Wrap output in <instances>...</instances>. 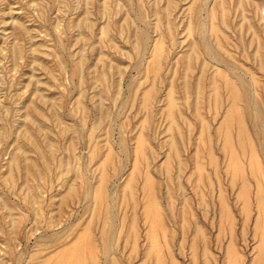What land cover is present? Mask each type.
<instances>
[{
  "label": "rangeland",
  "instance_id": "374dc122",
  "mask_svg": "<svg viewBox=\"0 0 264 264\" xmlns=\"http://www.w3.org/2000/svg\"><path fill=\"white\" fill-rule=\"evenodd\" d=\"M222 1L223 2H221V0H220V2L218 0H206V1L205 0H0V264H36V263L39 264V262L41 263V261L43 264L44 257L45 258H46V256L48 257L49 254L52 253L51 251H54L57 248L56 246L60 247V244L62 246V244L63 245L65 244L64 242H66V241L68 242L69 240L71 241V238L74 239V237L77 236V235L74 236L76 230H77V232H78V230H80L81 234H83L84 231H85L84 232L85 234H86V232H87V234L92 232L90 235L94 237V239H93L94 242H92V243L96 244V245H93L94 246L93 249L94 248H95V250L97 249L98 253H97V251L93 250L92 251L93 254L91 253L92 256L90 255L91 258L88 256V258H90V259L87 258V260H86L87 264H88V260L92 261V262L89 261V264H95V263L96 264H109L110 263L109 259L112 258L114 255L116 256V257L114 256L116 259L115 258L110 259V260H113V259L115 260V261H111V262H113V264H115L114 262H116V264H119V263H117V260H118V262H121L120 264H126V263L127 264H133V263L137 264V262L143 263L142 261H144V257L145 258L147 257V259H145V261L147 263L144 262V264H151L152 261H153V264H156V262H158L157 261L158 256H157V258H155V257H156V255H159L161 253H162L161 254L162 258L164 257V255L165 256L167 255V257H168V258L167 257L163 258V260L165 262L163 260H161L166 264H168L171 260L169 258L171 256L170 254H172L174 257V259H173L171 256L172 264L175 261H177V262H175V264H178V263L189 264L192 262L191 252H193V249L197 245H198L196 247L197 250L196 251L194 250L195 251L194 253H196L197 255H195V254H193V255H195V257L196 258L198 257V258L196 260L193 257L194 258V260L192 262L193 264H200L201 263L200 261H202V260L204 261L205 258L208 260L210 259V261L206 260L205 261L206 263L202 262V264H207V263H209V264H226V262H227V264L228 263L229 264H239L240 261H241L240 263H242V264H248L250 262H251V264H256L254 262H257V260L255 261L254 258H255V254L257 253L256 259H258V256H259L258 252L259 251L257 250L258 247L255 245L259 242L258 241L259 239L256 240V238H258L259 235H258V233H256V235H258V236H256L255 232H254L255 231L254 230L255 229L254 223L256 222L255 219H257V217H258V214L256 215V213H258V210L257 211L255 210V207L257 206L256 202H255V206H254V201L256 199L254 197V194H255L254 192L257 191V190L255 191V185L257 183L259 184V181H258L259 175H257L258 172L255 171V169H254L255 167H253L254 172H253L252 176H254L255 175L254 173L256 172L257 181L255 180L254 177H252L251 175H248V174H251L250 173L251 168L249 165V158H248L249 151H248V153L246 151L247 156L246 155L243 156V158H244L243 159L241 156L243 153L239 152L240 150H239L237 144L235 143V142H237V139H236L237 133L235 135L236 128L235 127L232 128V133L230 134V136L233 137L231 139H232V143L233 144L235 143L234 144L235 145L234 150H235L237 156L240 155V157H241L240 158L238 156L239 164H240V166L243 164L242 162H244V164H245V165L243 164L244 169L241 166V168L243 170H241L240 174L242 176V179H245L247 183L248 182L252 183V184L248 183V185L246 183V186L248 188V190H247L248 192H247L246 197H248V198L244 197V198H246L244 200L237 199V198H239V196L237 198L236 197L234 198V195H236V194L238 195V193H237V192H239L238 188H240V186H241L240 184L242 182V181L241 182L239 181L241 177L238 178V181H237V178H236V180H234V181H237L236 183L233 181L235 185H233V182H232V184L230 183L231 185H233V187L231 185H228L229 183L227 181L229 180V178L231 176H230V173L228 171L224 172L225 168L227 167L228 162L225 163L226 159H227V158L225 159L226 154H224V152L221 150V147H219V144H220L219 142L221 140H220V136L217 137V135H216L217 133L215 134V131H217L219 129V127L221 126L222 122H221V120H219L221 122V123H219L218 119L219 118L222 119L223 116L225 117V113L227 111H225L224 108H226V110H227V105L229 104V103H227L229 101V99H227L228 98L227 91L224 90V88H223V87H225V83L227 80L224 78L228 77V79H230V80H231V78H233L235 80L233 82L236 83V86H238V90H240L241 88H240L239 83L236 80L235 73L237 75H241L244 78V80L248 84H250L249 85L250 90H251L250 98H251V100L253 99L251 101V103L255 104L257 106L258 110L257 109L254 110L253 108H251L250 110L245 109L243 98H241L239 100V102H237L238 103L237 106H238L239 110L242 107V109L240 110V113L241 112L244 113L242 115L244 122L246 123L245 124L246 126L245 125L244 126L246 128H249V129H246L245 127L244 128L247 131L246 133L249 132L248 133L249 139L251 140V142H253L252 144L255 147L254 148L255 152H258V153H255L256 155L258 154L257 155L258 158L255 157V155H254V158L256 160L259 159L258 161L262 164L261 166L264 167V155H262V153L260 152V147L258 149V144L259 145L261 144L262 146H264V109H262V108H264V61H262V60H264V57H262V56H264V0H241V1L240 0H222ZM242 1L244 2L243 5H242ZM245 1H249V2H245ZM217 2H219V5H222V6L217 5L218 4ZM236 3H237V5L240 4L239 5L240 7L235 5ZM232 4H234V6ZM246 4H249V5L246 6ZM216 5H217L218 9L215 7ZM250 5H252V6H250ZM168 6H170L169 7L170 9L168 8ZM201 6H202V8H201ZM213 6L215 7L214 10L216 12L213 10ZM223 6H224V8H223ZM242 6L243 7L245 6L244 9L242 8ZM166 8H168L167 9L168 11L166 10ZM222 8H223V10H222ZM197 9H200L199 12H197ZM211 9L214 11V13ZM225 9H226V11H225ZM208 10H211L212 13L210 12V14H209ZM196 13H197V15H196ZM218 13H221V15L223 14L224 16L223 15L220 16V14H218ZM209 15H210V17L208 18ZM211 17H213L214 19L213 20L210 19ZM209 19H210V21H209ZM223 19L224 20L226 19V20L223 22ZM214 20H215V22H213ZM208 21L209 22L212 21L213 23L211 22L209 24ZM227 22H229L230 25ZM211 24H212V26L214 24V26H215L214 30L215 31H211V28L213 30V27H214V26L211 27ZM223 24L224 25L226 24L230 28L224 26ZM168 26H170V27H168ZM248 27L251 29V31H252V29L253 30L257 29V30L250 32L249 31L250 29ZM207 28H208V30H207ZM217 28L218 29L220 28V30H216ZM247 28H248V31H247ZM168 29L171 30V32ZM198 29H199V31H198ZM208 31L209 32L211 31V33H209ZM257 31L259 32L258 34H257ZM166 32L168 33V35H170V33H171V35L173 37H169V36L167 37ZM215 32H216V37L214 36ZM209 34L211 35L210 37H209ZM251 34H253L254 36H259V37L258 38L254 37ZM160 35L161 36L163 35V37L164 38L166 37V38L164 39L162 37H159ZM240 35L242 37H245L246 39L241 38ZM213 36H214V38H212ZM239 37H240V39H239ZM253 37L256 38L258 41L257 40L254 41ZM200 38H201V40H199ZM207 38H208V40H207ZM250 38H252V40ZM158 39L160 41H162L163 43L160 42ZM211 40H212V42H210ZM215 40H218V41H216V43H218V45L216 43L215 44L217 46H220L221 50L219 49V47L217 48V46H214ZM156 41H158V42H156ZM245 41L247 42V44H245ZM154 42H156V44ZM173 42H174V44H173ZM190 42H192V44ZM220 42L222 45L220 44ZM241 42H242L243 46H242ZM257 42H259V44ZM114 43L116 44V46L114 45ZM157 43L159 44L158 47H157ZM160 44L161 45L163 44L162 47H164L162 51H161L162 47H160L161 46ZM155 45H156V47H155ZM255 45H256L255 50H253ZM134 46H135V48H134ZM187 46H188V48H186ZM190 46L192 48L195 46L193 49H194V51L198 52L199 55L196 54V52L195 53L192 52L193 50L190 49L191 48ZM252 46H253V48H252ZM159 47H160V49H159ZM257 47H258L257 50L261 49L260 51H262L261 52L262 54L260 53V51H256ZM136 49H138V50H136ZM245 49H247V50H245ZM249 49H251L250 50L251 53L249 52ZM153 50H155V51H153ZM225 50L227 51L229 56L226 52H224ZM159 51H161V52H159ZM165 52L168 54V56H165L166 55ZM258 52L261 54V56L259 55V58H256V57H258V54H259ZM159 53L161 54V56L159 55ZM184 53H186V54H184ZM254 53L257 55H255ZM152 54H155L154 55L155 57L159 56L158 58H159L160 62L158 61V64L160 63V65H159L158 70H157L158 66L155 67V64L152 63L154 60L152 58ZM195 54H196V57H198L196 63L194 62V61H196V57L194 58V60L192 59ZM201 54L203 56H201ZM156 55H158V56H156ZM184 55H186V56H184ZM251 56H252V60L255 56L254 62L251 61ZM149 57L151 60V62H150L151 64L148 63ZM186 57H188V58H186ZM200 57H201V61L199 60ZM232 57L235 61L232 59ZM165 58H166V60H165ZM212 58L215 60V62L212 60ZM257 59L260 60V62L259 61L258 62L260 63L259 65L262 64L261 66H257V64H256V63H258L256 61ZM175 60L177 61V64L175 63ZM237 60L244 65L243 66L240 65V63H238ZM179 61H180V63H182L181 65L179 64ZM183 61H185V62H183ZM189 61H190L191 66L189 64ZM198 61H199V64H198ZM208 61L211 63H209ZM207 62H208L207 67H204V65L206 66V64H203V63H207ZM44 63H45V65H44ZM183 63L188 64V67L189 68L191 67V69L187 70L185 68V67H187V65L185 64V67H184ZM152 64H154V65H152ZM210 64H212V65L215 64V66L210 68L211 67ZM145 66L146 67L149 66V68H148L149 70L147 68L145 69ZM183 67H184V69H183ZM193 67L196 69L193 70L194 69ZM249 67H251V68H249ZM154 68H156V69H154ZM180 68L182 69V72H181ZM199 68H201V72L197 71V69H199ZM203 68H206V70H204L205 73L202 72ZM221 68L225 69V71L227 73L225 71H219V70H221ZM245 68H249L252 70L248 69L249 70L248 71ZM211 69H214V70H211ZM152 70L156 71L155 74H154V72H151ZM157 71L160 74H157ZM209 71H210V73L208 74ZM216 71H217V73H219V76H220V74H221V76L224 74L223 75L224 77L220 76L221 79H219L220 77L217 76L218 74L216 73ZM184 72H186V73H184ZM221 72H224V73L222 74ZM253 72L255 73L254 75H253ZM147 73H150V74H147ZM197 73H198V75H197ZM215 73L217 75H214ZM186 74L189 77H187ZM195 74L197 76H201L198 81H197L198 77ZM206 74L208 76L211 75L210 78L208 77V80L206 79L207 76H204ZM150 75H151V77H150ZM179 75L180 76L182 75L181 76L182 78L185 75V80L190 79L189 81H186V82H189L190 84L189 83L186 84L185 81H183L184 83L182 82V84H184V85H181V82L179 83V81H181L182 78ZM157 76L158 77L160 76L158 78V80H157ZM171 76H173V77H171ZM202 76H204V77H202ZM213 76H215L216 78L214 77V79H213L212 78ZM152 77L154 80L152 79ZM247 77H248V79L252 77V83H250L251 80L250 79L248 80ZM256 77H257V79H256ZM217 78H218V80H217ZM167 79H168V81L171 79L173 80V81L171 80V85L173 84V86H170V83L168 84ZM201 79L202 80L205 79V80L201 81ZM151 80H153L154 82ZM215 80L217 82H219L220 85H221V83L223 84L225 82L222 86H218L219 84L217 85L218 89H216V91L219 94L218 93H216V94L218 95V97H220V95L223 93L221 95L222 97L220 99L213 92V91H215L214 88H212V86H209L212 84L213 87H216V84H215L216 81ZM220 80L221 81L225 80V81L221 82ZM194 81H196V82L194 83ZM209 81H211V82L209 83ZM253 81L254 82L257 81V83H254ZM200 82H202L203 85L197 86V84H199ZM178 83L180 84V86L178 85ZM149 84H151L150 86L152 89L148 88L149 92H150V94H149L150 96L148 95L149 96V98H148L147 94L149 92L146 91L147 89H145V88L149 87ZM152 84H154V85H152ZM193 84L194 85L196 84L195 88L192 87ZM165 85H169L168 89L165 88ZM252 85H254L255 87H253ZM206 86H208L207 89H205ZM133 87H134V89H133ZM169 87H173L175 89L173 90V88H169ZM179 87H181L183 89L180 88V90H179ZM187 87L190 89H187ZM199 87L202 89L203 92L201 90H198ZM184 88H186V89H184ZM209 88H211V89H209ZM169 89H172L173 91H171ZM193 89H195V91H194L195 93L193 92ZM254 89H256V92L259 90L256 95L254 94V91H255ZM132 90H134V91H132ZM144 90L147 93L146 96L148 99H145L146 97L142 96V95H144L143 93H145ZM185 90L186 91L189 90L187 92L188 93L190 92V93L189 94L187 92L184 93ZM196 90H198V92H196ZM170 91L172 93H168ZM208 91H210V92H208ZM222 91H224V92H222ZM132 92H135V94ZM199 92H202L203 96L201 93H200L201 95H199ZM204 92H206V94L209 93L211 96L209 94L208 95L211 98L209 96H207ZM211 93L213 94V96ZM133 94H134V96H133ZM165 94H167V96L168 95L172 96L170 100H173L176 97V99L174 101H172L171 103L175 102L174 105L179 106L182 109V111L180 109H178L179 107H177L176 110H175V108L172 109L173 112L170 109L171 113H169L168 108H170V107L173 108L174 105L167 103L170 100H168V97H166ZM183 94H185L186 98L184 97ZM193 94H194V96H193ZM196 94H198V97H196L197 96ZM163 95H165V97L167 98V101L165 100L166 98L165 99L163 98L164 97ZM181 95H183V96H181ZM192 96L196 97V99L195 100H194V98L191 99ZM141 97L145 100L140 102V100H142ZM213 97H215V98H213ZM184 98H185V101L187 103L190 102L189 106L187 105V103L186 104L183 103ZM198 98L199 99L203 98V99L199 100L200 102H198L197 101ZM205 98H207L208 101L209 100L217 101L219 99V100H221L219 102L221 104H218V101H217V103L214 101L213 102L209 101V104L211 103V105L209 106L210 107V109H209L207 107L208 101H206ZM159 99H161V100H159ZM163 99H164V102H162ZM225 99H226V101H225ZM176 100H178V101H176ZM192 100H194L195 102ZM196 101L199 104L196 103ZM161 102L164 105H162ZM165 102H166V105L168 104L167 106H165ZM178 102L181 103V106L179 105ZM192 102L195 103V105H196L195 111H194V108H193L194 105L192 104ZM139 103H141V104L144 103V104L143 105L140 104V106H139ZM200 103L201 104L203 103L202 106ZM212 103H213V105H216V106L218 104V106H220L221 108L219 109V107L217 106L218 110H216L217 108L216 109L214 108L215 110L212 109L211 108V107H213ZM206 104H207V106H204ZM240 104H241V107H239ZM169 105H170V107H169ZM158 106L163 108V109H161L162 111L160 110V108ZM197 106H198V109L203 107L202 110L198 111ZM140 107H141V109L144 108L145 111L141 110ZM166 107H168V108H166ZM82 108H83V110H81ZM186 108H187V111H185ZM33 109H35V110L32 111ZM165 109L167 110L166 113L164 111ZM211 109H212V111H211ZM38 110H40V111H38ZM190 110L194 111V113L192 111L190 112ZM196 110L199 112V114L202 113V115L200 117L198 116V112H196ZM208 110H209V112H208ZM213 110H214V114L215 113L216 114L212 116L211 113H213ZM222 110H224V114H221ZM252 110H253V112H252ZM175 111L176 112L179 111L178 114ZM183 111H184V115L186 114L185 116H188L187 119L185 116H183L182 113H180ZM161 112H162V114H161ZM174 112L176 113V115ZM217 112H219V113H217ZM247 112H249V113H247ZM172 113H174V115ZM39 115H40V117H39ZM43 115H45V116H43ZM166 115H170V116L173 115L172 118L170 117L172 119V121L168 116L167 117L170 120L169 119L167 120ZM177 115L178 116L181 115V117L177 118L178 117ZM190 115H193V116L195 115V116L191 117ZM255 115L260 117V120L262 121V125L259 124V132H260L259 138L256 136L254 128H253V125H254L253 119H255V117H256ZM164 116H165V118H164ZM174 116H176V118L173 121ZM203 116H205V119L207 121L204 119ZM250 116H251V118H250ZM202 117L204 120L203 119L201 120ZM188 118H189V120H188ZM211 118H212V120H211ZM180 119H182L183 121H181ZM185 119L188 121L187 123H189V125L190 124H192V125L189 126L187 123L185 124L184 123V121L186 122ZM81 120H83V121H81ZM190 120H191V122H190ZM176 121H178V122H176ZM222 121H223V119H222ZM167 122L168 123L170 122L169 123V126H170L169 129L170 128L173 129V133L175 134L174 139H173V137L170 136V135L174 136V134H172L170 132V131H172V129L167 130V128H168ZM171 122H173V123H171ZM181 122H183V123H181ZM244 122H243V124H244ZM179 123L184 130L180 129L181 127L179 126ZM31 124H33V125H31ZM58 124H60V125H58ZM183 124L186 125V127H183L184 126ZM199 124H201V126ZM203 124L207 125L206 128L208 129L209 132L207 131V133H205V134H208L207 136L210 135L211 136L210 138H207L206 135L204 134V128L205 127ZM174 125H175L176 129L179 126V130L177 129V131L182 132V133L179 132L180 133L179 136L182 135V137H178L177 131L174 128ZM198 125L202 128V131H201L203 133V135L201 133L202 136H200V132H197V130H199V131L201 130V129L197 128ZM215 125H216V128H218V129L215 128ZM36 127H37V129H36ZM97 127H98V129L96 130ZM164 128H165V130L163 132L162 130ZM185 128H187V129H185ZM196 128H197V130H196ZM206 128H205V130H207ZM60 129H62V130L60 131ZM91 129H92V132H91ZM94 129L96 131H94ZM186 130H187V132H186ZM28 131L31 133V136L29 135L30 133ZM42 131H43V133H42ZM138 132L141 134L140 137L141 136L145 137V138L143 137L144 143L142 142V140H140V137L138 139V136H139ZM168 132H170V133L168 134ZM136 134L138 135L137 137L135 136ZM166 134H168V135L165 136L166 137V139H165L164 135H166ZM194 134L195 135L197 134L198 137H195ZM22 135L24 136V138ZM27 135H29L30 137L29 136L27 137ZM134 136H135V139L137 138L138 141H140L144 144V146H142V143H139L143 147V151L145 150L144 154H142V152H143L142 150H141V152L140 151L136 152V149L139 150L141 146L137 145V143H138V142L136 143L137 140L132 139ZM168 136L172 138V140H173L172 142L176 141L175 138H179L178 140H180V138H181L182 141L185 143V145H184V143L182 144L181 140H180L181 143H180V141H177L178 142L177 144H179L178 145L179 147H177L178 150H176V146H174V145H177L176 142H175V144L173 143V146H172L171 140L168 138ZM185 136H186V138H185ZM205 137L207 138V140L211 139V140H209L210 143H209V141H207L205 139ZM216 137L218 138V142L215 141ZM234 137H235V139H234ZM35 138H36V141H35ZM146 138H148V139H146ZM197 138L199 141L197 140ZM199 138H201L202 140ZM119 139H120V142H119ZM130 139H132V140H130ZM141 139H142V137H141ZM184 139H186L185 140L186 142L184 141ZM203 139H204L205 144L203 142H202V144L201 143L198 144V142L203 141ZM122 140H123V142H121ZM146 140H148V141H146ZM169 140H170V143L168 144L167 142H169ZM30 142H31V144H33L32 146H31ZM165 142L167 144H165ZM256 142H257V144H256ZM35 143L37 146L35 145ZM121 143H122V145H121ZM194 143H196L197 145L196 144L194 145ZM206 143L208 144V146H209V144L212 145V146H210L211 148H209L211 151L208 150ZM222 144H220V145H222ZM168 145L170 148L173 147L172 149H173L174 153H172V154L170 153L172 151V149L170 150L169 147L167 148ZM203 145H204V147L202 148L201 146H203ZM180 146H182V147H180ZM198 146L200 148L197 149L196 147H198ZM144 147H146V148L144 149ZM134 148H135V150H134ZM151 148H152V150H149ZM179 148H180L181 152L179 151ZM194 148H196L198 151L194 150ZM147 149H148V151H147ZM199 149H200V151H199ZM133 151H135L136 153H134ZM175 151L177 152L176 153L177 156H178V154H180L181 156L176 157ZM191 151H193V152H191ZM195 151L197 153L198 152H200V153H198V155H197L194 153ZM201 151L203 152L202 155H201ZM105 152L106 153L108 152L109 156H111L113 154L112 155L113 157H107V155H106L108 160H110L109 162L107 161V159H106V162H104L105 156H103V155L106 154ZM110 152H111V155H110ZM138 152L141 153L142 156L139 155ZM163 152H165L166 154H164ZM207 152L208 153L210 152V155H212V159L214 157L216 158L215 160H217V161H215L213 159L215 163L210 162L211 159L209 160L208 157H211V156H207V155H209V154H207ZM222 152H223L224 156H223ZM145 153H146V155H145ZM149 153H150V155H149ZM167 153H169V154H167ZM204 153H205V155H204ZM135 154H136L135 157L137 160H135V157H134ZM173 154L175 155V157H174L175 159H173V157H172ZM192 154H194V155H192ZM214 154H215V156L213 157ZM143 155L148 157L149 159L143 157ZM167 155H168V157L170 155L172 157V159L174 160L172 162L173 165H172V163H170L171 157H169V159H168ZM200 155H201V158H199ZM154 156L156 158H154ZM195 156H198V157H195ZM181 157L183 160L180 159ZM189 157H191V158H189ZM101 158L102 159L104 158L103 159L104 161H101L102 163L100 164L99 160H102ZM143 158H145L146 161H148L146 164H145L146 161ZM245 158H248V160ZM153 159H154V161H153ZM192 159H194L196 161V162L194 161V163H196L195 167H197V166L199 167V165L201 164L200 161L202 162V164L200 165L201 166L200 169L202 172L199 170V174L197 172L199 169L198 167H197L198 169L196 168L197 170L193 167L196 170L195 171L196 173L193 171L194 170L193 168H192L193 172L190 171L191 170L190 165H192L191 163H193L190 160H192ZM198 159H199V161H198ZM241 159L243 161H241ZM255 159H253V160H255ZM169 160H170V162H169ZM184 160L186 162H183ZM207 160H209V162ZM256 160L253 162L255 164L259 163ZM111 161L113 162V165H112ZM135 161H137V163L139 164V165L136 164L137 166L136 165L135 166L139 167L140 170L138 168L135 169L136 167H134V169H132ZM161 161H164V164H160ZM175 161H177L176 164H179V165L176 166V164L174 163ZM207 162H208V164H206ZM245 162H247V163H245ZM98 163L100 164V166L103 165L105 168L106 167L107 168L105 169L102 166L101 167L98 166L99 165ZM108 163L109 164L111 163L112 168H111V166H109ZM197 163H198V165H197ZM209 163L212 165H210ZM149 164H151V165H149ZM157 164L159 167L157 166ZM180 164H181V166H180ZM183 164L185 165L184 168L182 167ZM213 164H215V166L217 165L216 169H215V166H213ZM225 164H226V166H223ZM246 164H248V165H246ZM24 165H25V167H23ZM162 165H164V166L166 165L165 167L167 168V170L164 172L162 169ZM27 166H30V167H27ZM146 166H147V168H146ZM202 166H204L203 169H202ZM212 166L214 167V170L216 171L217 176L215 175V172L212 171L213 170ZM152 167H154V168H152ZM172 167H174L175 169ZM223 167H225L224 170L222 169ZM23 168L25 170H23ZM102 168L105 169L104 170V174H105L104 177L101 176V175H103V172H101V171H103ZM170 168L173 169V170H170V172L172 171V173H170L168 171ZM247 168H250V169H248V171H246ZM110 169H112V170H110ZM132 170H134V171L136 170L137 172H135V173H141V174H139V179H138V176L133 175L134 171H132ZM176 170H177V173H174V171L176 172ZM203 170L208 173V178L210 175V178H211L210 180H212V182L207 178V173H204ZM206 170H208V171H206ZM29 171H31V172H29ZM149 171L151 172V174ZM166 172L168 175L163 174ZM187 172L188 173L191 172V175H192V173L193 174L195 173L194 175L198 174L201 179L198 180L199 182H197V183L193 182L194 181L193 178H195L197 175L195 177H192L193 175L191 176L189 174L190 175L189 176L187 174ZM28 173H29V175H28ZM130 173H131V176H130ZM203 173L206 175V177ZM226 173H227V175H226ZM152 174L154 177L151 176ZM186 174L189 177L185 176ZM135 175H138V174H135ZM141 175L142 176L145 175L143 177V180L141 179L142 178ZM200 175H202V176H200ZM23 176H26L25 178H27V179H25ZM148 176L150 177L151 180L149 178H146ZM165 176H168V177H165ZM170 176H172L171 180H169ZM175 176H176V179H174ZM179 176H181L180 179L178 178L181 182L178 180L179 183L177 184L176 180H177V177H179ZM100 177L101 178L103 177L102 178L103 181L101 180ZM130 177H132V178H130ZM133 177H135V178H133ZM186 177H187V179H185ZM199 177L197 176L195 181H197V178H199ZM5 178H6V180H5ZM152 178H153V180H152ZM204 178H206L207 181L209 180V182L211 184H213V182H214L213 187H212V185H210L212 188L209 189L210 186H206L207 181L203 182ZM99 179L101 180V182L99 181ZM145 179H146V181H145ZM172 179H173V181H172ZM261 179H264V178H261ZM261 179H260V182L264 181ZM126 180L127 181L131 180V182L128 183V182H126ZM132 180H134V183ZM137 180H138V182H137ZM188 180H189V182H188ZM253 180H255V181H253ZM144 181L148 182V183L151 181H154V182H152V183H154L153 185H151L149 183L150 187L153 186L154 189H153V187H152L153 190L150 187H148L149 185L145 184ZM158 181H159V184H158ZM169 181H171V183H169ZM190 181H192V182H190ZM97 182H100L101 184L104 185L103 187H105V190H106V191L104 190L105 192L102 191L103 188L101 187V184L100 183L98 184ZM166 182H167V184H166ZM216 182H218L220 185H218V183H216ZM229 182H231V180ZM125 183L126 184L128 183V185L131 183L130 187L128 186L130 189L129 188L124 189V187L127 186ZM138 183L139 184L144 183L143 186L145 185L148 188H150L151 190L148 191L147 187L146 188L142 187L141 184L139 185ZM190 183H192V184H190ZM199 183L200 184L205 183L204 185L203 184L201 185V189H199V186H200ZM208 183H207V185H208ZM226 183H228V184H226ZM237 183H238L239 187H238V185H236ZM97 184H98V186L100 185V187L102 189L101 188L99 189L98 186L95 187ZM135 184H136V186H135ZM176 184L179 185L178 188L176 187L177 186ZM195 184H197V185L199 184V186H195ZM261 184L264 185V182H262ZM167 185H169V186H167ZM174 185H175V187H174ZM181 185H183V186H181ZM227 185H228V187H227ZM92 186H94L95 189ZM163 186H165V188ZM216 186L218 187V189L221 188L220 190L221 191L223 190V191L220 192V190H218ZM235 187L238 189V191ZM96 188L98 190L102 191V193L103 192L106 193V194L102 195V196H106V197H104L105 204H104V201L101 202V200H99L101 202V206L99 205V203H100L99 201H98V203H97V201H94V203L92 202L93 199L97 200L96 197L100 198V196H101L100 191H98ZM141 188L143 190H141ZM166 188H168L169 190ZM192 188H194V189H192ZM68 189H71V191H74L75 194H74V192H72V193L75 196L77 195V198L74 197V195H72V197H71V195H70L71 192H69L70 190H68ZM146 189H147V191L144 192V190H146ZM211 189H212V191H211ZM95 190H97L98 193H96ZM113 190H114V193H113ZM128 190L133 191L130 194H132V198H133L132 201H134L135 204H133L131 199H130L131 195L126 193ZM185 190H187V191H185ZM192 190H194V191L192 192ZM200 190L202 191V193L199 192ZM122 191L124 193H122ZM131 191H128V192H131ZM165 191H166V193L164 194ZM181 191H182V193H181ZM208 191H211V193ZM67 192H69V194ZM150 192H152L153 194ZM167 192H170V195ZM179 192H180V194H182L184 196V200L186 199L187 205H186V202H184V200H183V196L180 195ZM194 192H195V195H194ZM219 192L221 194H218ZM185 193H187L188 195L186 194L187 196H185ZM200 193H201V195L203 194L202 198L199 195ZM234 193H236V194H234ZM65 194H67L68 196L70 195L71 198L67 197V195H65ZM99 194H100V196H98ZM124 194L127 195V198L125 197L126 195L124 196ZM133 194H136L137 196L133 195ZM148 194H151L153 200L156 197V201H157V199L159 201V202L158 201L156 202V203H158L157 205L156 204L154 205V209L157 208V206L159 207L158 209H160V210H161V208H163L162 209L163 211L159 210L161 213H163V215L160 214V212L154 211L153 208H152L153 212L152 211L150 212V215L153 217V218L152 217L151 218L153 220L157 219L159 221V218H160V220L162 219V221H159L160 223H162L163 221L165 222L164 224L163 223L161 224V226H160L162 228L161 230H159V228H160L159 226L157 227L159 233L156 232L157 231V229H156L157 225L156 226L154 225L155 227L153 226L154 229H156V230L152 229L153 228L151 226L152 225L151 224L152 219L149 218L150 216L148 214L146 215L147 212L144 211L145 208H142V207L146 206V210H148L150 207V206H148V204L150 205L151 202H153V204L155 203L154 202L155 200L154 201L150 200V198H151L150 195H149L150 198L147 199ZM214 194L215 195L218 194L219 196L224 195L223 197L221 196L222 198L221 197L220 198L223 199L224 202L226 201L225 204L227 203L226 205L228 207L226 205H223L224 203H221L223 200L220 201V198H216V196ZM31 195L35 196V197H33L34 200H33ZM128 195L130 197L129 199H128ZM166 195H169L168 196L169 198ZM248 195H250V196H248ZM60 196H62V197H60ZM121 196H123V200L120 199V198H122ZM140 196L143 199H139L138 197H140ZM164 196L167 198H165ZM170 196H173V197H171L172 199L170 198ZM252 196H253V198H252ZM28 197H30V198H28ZM91 197H95V198H91ZM124 197H125V200H124ZM198 197H199V199H197V201H196V198H198ZM210 197H211V199H210ZM249 197H250V199H249ZM145 198L147 199V202H149V203H145L146 202ZM200 198H201V200H200ZM113 199H114L115 203L113 202ZM126 199H128V201H131V202H129V203H128V201L125 202ZM236 199H237V201H236ZM118 200H119V202H118ZM135 200H136V202H135ZM168 200H170V202ZM218 200L220 201V203H218ZM63 201H64V203H63ZM122 201L125 203L123 204ZM140 201H142V202H140ZM179 201H181L180 205H179ZM209 201H210V203H209ZM243 201H246L247 204L242 205V208L240 210L241 202H243ZM204 202H205V204L208 203V204H206L207 207H206V205L203 204ZM27 203H28V205H27ZM35 203H38V204H35ZM127 203H128V205H126ZM160 203H161L162 207L159 205ZM197 203H198V205H195ZM249 203L251 204V206L249 205ZM130 204H133V206H131ZM136 204H138V205L136 206ZM211 204H213L214 206H212ZM218 204H219V206H218ZM220 204H222L223 206H221ZM242 204H245V203L243 202ZM91 205H94V207L92 206L93 209L90 208ZM105 205L107 207H104ZM112 205L113 206L115 205V207H113ZM140 205H142V206H140ZM176 205H179V207ZM184 205H186L187 207ZM188 205L192 206L191 208H192V210L193 209L194 210L193 211L190 210L191 208L188 209ZM128 206H129V208H128ZM180 206L185 207V209H187V210L185 211V209H183ZM224 206H225V208L227 207V210L230 209L229 212L232 213L231 215H229V212L227 215V212L225 211V209H218L219 207L224 208ZM244 206H247L246 207L247 212H246ZM132 207L135 210L132 209ZM203 207H204V209H203ZM248 207H250V208H248ZM102 208L103 209L105 208L107 210L104 211L105 210L104 209L102 211ZM130 208L134 211H132ZM200 208L203 209V210L201 209L202 210L201 212H200ZM210 208L212 211L210 210ZM98 209H99V211H98ZM170 209L172 210V212ZM243 209L245 210L244 213H247V214H242ZM248 209H249V211H248ZM94 210L96 211V213H94L95 212ZM189 210L192 211L191 216H192V214H195V216L196 215L197 216L196 217L193 216V218H191V216L189 215L190 214ZM205 210H207V211H205ZM220 210H222V211L224 210V213L223 214L220 213ZM89 211H90V213H89ZM138 211H139V214H138ZM182 211L184 213H186V215L185 214L183 215ZM204 211H205L206 215L203 213ZM240 211H241V214H240ZM98 212H99V214H98ZM103 212H105L104 216L102 215ZM134 212L136 214L135 215L136 220L132 219V218H134V217H132V216H134L133 215ZM249 212H250V215L248 214ZM153 213L156 215H153ZM219 213L221 215V219H220L221 222L219 221L220 224L218 222V219L220 218ZM96 214H98V215H96ZM100 214L103 217V221L105 220L103 223L105 225H103L101 223L102 218H101ZM202 214H203V216H202ZM216 214L219 215V218ZM143 215H145V216H143ZM187 215H189V216H187ZM209 215H212V216H209ZM232 215L235 217H233ZM95 216L99 217V218L97 217V219H98L97 221L95 220ZM158 216H160V217L157 218ZM180 216L183 218L187 216V218H184V219L182 218L183 220H185V221H183L182 219H180ZM48 217H49V219H48ZM120 217H121V219H119ZM122 217H123V219H122ZM136 217H138V218H136ZM144 217H145V220H144ZM203 217H205V219ZM232 217H233V220L231 219ZM243 217H245L244 220H243ZM100 218H101V220H100ZM190 218L193 220H194V218H196V219L194 221L193 220L190 221L189 220ZM246 218L248 219V221ZM253 218H255L254 222H253ZM55 219H58V220L55 221ZM89 219H91L90 221H92V224L90 221H88ZM186 219H188L187 221H190V223L189 222L187 223ZM120 220H122V221L120 222ZM131 220L132 221L135 220L136 223L134 222V224H135L134 228L137 231H135L134 229L133 230L130 229ZM17 221L19 223H17ZM33 221H35V224ZM49 221L50 222L55 221V222H53L52 225H51V223H49L50 224V226H49V224H47V222H49ZM86 221L88 223L90 222L89 226H87L88 224ZM149 221H151V222H149ZM95 222H97V224ZM118 222H120L121 224ZM157 222H156V224H159V222L158 223ZM184 222H185V224H184ZM194 222L196 223L195 227L198 229H200V225H202L203 227L205 226L204 228L201 226L203 229V232L200 229L203 234L199 230L200 234H202V237L200 234H198L199 232L196 231L198 229L192 228L193 227L192 225H194L193 224ZM197 222H199V223H197ZM228 222L233 223V224L231 225ZM242 222H244V223H242ZM74 223H76L77 225ZM46 224L48 225V227ZM84 224H87L86 227ZM146 224L149 226H147ZM216 224H217V226L219 225L220 227L219 226L217 227ZM242 224H243V227L245 228L244 230H243V227H241ZM252 224H253V226H252ZM72 225H74V227ZM98 225H100L102 227H100ZM162 225H164L165 227H163ZM83 226L85 228L80 229ZM117 226H120L119 229L121 228L122 231L118 230ZM131 226L133 227V224ZM185 226H187V227H185ZM228 226H229V228H228L229 230L233 227V229L231 230L232 232L231 231L228 232L227 231L228 229L226 230V227H228ZM87 227L89 230L91 228L90 232L87 229ZM115 227H117V228H115ZM148 227L149 228L151 227L150 229L153 230V231L151 230L152 233L154 231L156 233L154 232V234H152L151 232H148V231H150V229ZM221 227H223L224 229H222ZM146 228H147V230H145ZM241 228L243 230L242 233H244V234L241 233L242 235L240 234ZM73 229H74V231H73ZM101 229L103 230L102 231L103 233L101 232ZM190 229H191V232H190ZM192 229H194V232L195 233L197 232V234H195V233L192 234ZM97 230L99 233L97 232ZM131 230H132V232H131ZM216 230L221 232V233L219 232V234H220L219 237L214 236L215 234L218 233ZM223 230H224V232H223ZM67 231H68V233L66 234ZM69 231H70V233H69ZM117 231H120V232H117ZM123 231H124V235L126 234L125 236L122 235ZM134 231L136 232V236L139 235V237L133 236ZM186 231L188 232L187 234H185ZM77 232H76V234L79 233V232L78 233ZM93 232H94V234H93ZM130 232L132 234H130ZM163 232H165L166 236H162ZM222 232H223V234H222ZM30 233H32V235ZM127 233H128V235H127ZM144 233H148L147 234L148 238L145 236L146 234H144ZM228 233H230L231 237L228 236L229 235ZM111 234H112V236H111ZM116 234L118 237L116 236ZM156 234H157V236L155 237ZM159 234L161 235V237H159L160 236ZM205 234H206V237H204ZM252 234L255 235V236H253V238H252ZM66 235H69V236H66ZM129 235H131V236H129ZM150 235H153V237ZM191 235L193 237L195 235V238H197V240H195V238H194V241L197 242L196 244H195V242L191 241V240H193V238L191 240L189 239L192 237ZM221 235L224 238L221 237ZM65 236L67 237L66 239L64 238ZM122 236L123 237L129 236V237H126V239L129 238V239H127V241L131 239L130 242L128 241L127 244L124 243L126 241L124 240V238ZM143 236L146 237L145 239H147V240L143 239ZM183 236H184L185 240L182 241ZM189 236H191V237H189ZM61 237H62V239H60ZM99 237H100V239H99ZM132 237H134V239L138 238V240H134ZM151 237H152L151 244L153 245V243H154L153 246L150 245V242H148V240H150ZM157 237L159 240L157 239ZM163 237L165 238V240H167L168 243L163 240L164 239ZM198 237H201V238L204 237L203 241L201 239H199ZM49 238L58 239V243L56 245H53L52 242H48ZM103 238H104V240L107 239L110 241L109 244L111 245L112 253L104 250L103 243H102L104 241ZM117 238H118V241H116L117 246H115L114 243H115V240H117ZM161 238H163V239H161ZM216 238L217 239L220 238V239L217 240ZM132 239L135 242L132 241ZM156 239L158 242L159 241L160 242L159 243L156 242ZM96 240H97V242H96ZM162 240L164 242H161ZM199 240L202 241V243ZM220 240H221V242L219 243ZM226 240H228V241H226ZM70 241L68 242V245H70L69 244ZM152 241H153V243H152ZM154 241L158 244H155ZM189 241L195 244L194 248L192 247L193 244L189 243ZM229 241L233 242L232 243L233 245L235 244V246H233L234 250H232V248H231L232 244H230L228 247V244L230 243ZM136 242H137V245L135 244ZM142 242H144L143 245H142ZM181 242H183V243H181ZM187 242L191 246H189V245L187 246ZM223 242H224V244H223ZM226 242H229V243H227V246H225ZM17 243H18V245H17ZM122 243H124V245ZM133 243H134V246L136 245L134 247V249L130 246ZM160 243H162V244H160ZM164 243H166L167 245L170 244V246L169 247L165 246ZM46 244H47V246H45ZM121 244L123 246H121ZM128 244H129V246H128ZM146 244L148 246H146ZM201 244L206 245L205 251L202 248ZM213 244H215V246ZM125 245H127V246H125ZM182 245L185 249L182 247ZM205 245H203V247H205ZM216 245L217 246L219 245V246L217 247ZM15 246H16V248H15ZM154 246H156L154 248L155 250L153 248H151ZM122 247H124V248L122 249ZM158 247H160V250L163 252L158 250ZM166 247H167V249L170 248L171 251L167 250ZM186 247H189L188 249H190V247H191L192 249L188 250ZM200 247L202 248V252L203 251L205 252V253H203V255L201 254L202 252H200L201 251ZM225 247L228 248L226 250H228L229 253H232L231 254L232 257H230V254H227V256H229L228 258L226 257L225 254L228 253V251L225 253L226 250H223V249H225ZM255 247H257L256 250L258 252L255 251ZM131 248H132V251L136 250L135 251L136 254H133L134 252H132L131 250L129 251V249H131ZM229 248H230V250H229ZM102 249H103V251H102ZM115 249L119 252V254L117 251H115ZM141 249H143L142 251L144 252V254H145V252L148 254L143 255ZM152 249L154 250V252H156V254L153 252ZM207 249H209L208 253L210 254L209 255L210 257L208 256ZM120 250H122V252H120ZM148 250H152V251L148 252ZM186 250H188V251H186ZM210 250H212V251H210ZM157 251L158 252L160 251L161 253L160 252L158 253ZM198 251H199V253H198ZM124 252H125V254L123 255ZM152 252L154 253V256H153V254L151 256L154 258H152L149 255V253H152ZM28 253L30 255H28ZM38 253H40V254L38 255ZM47 253H49V254L47 255ZM163 253H164V255H163ZM96 254H97V256H96ZM128 254L129 255L131 254V255L128 256ZM138 254H139V256H138ZM204 254H206V255H204ZM44 255H46V256H44ZM93 255H95V256H93ZM142 255H143V257H142ZM199 255H200V257H199ZM37 256L39 258H37ZM117 256L120 258L118 259ZM132 256H134L135 258ZM148 256H150V257H148ZM175 256L177 258H175ZM237 256L240 257L239 258L240 261H238ZM40 257L42 259H40ZM94 257H96V259H94ZM127 257L128 258L130 257L129 260ZM140 257L143 259L142 261H140L141 259L140 260L138 259ZM161 257H159V258L162 259ZM220 257H221V260H220ZM35 258L37 260H35ZM92 258L94 259L95 263L93 262ZM148 258L149 259L152 258L153 260L151 259L149 261ZM201 258H203V259H201ZM211 258H212V260L214 259L215 261L214 260L212 261ZM168 259H170V260L168 261ZM228 259H230V260H228ZM147 260L149 261V263ZM195 260H196V262L194 263ZM235 260H236V262H232ZM161 261L159 260L160 264H162ZM237 261H238V263H237ZM141 263H138V264H141ZM157 264H159V263H157ZM169 264H171V263H169Z\"/></svg>",
  "mask_w": 264,
  "mask_h": 264
},
{
  "label": "bare ground",
  "instance_id": "6f19581e",
  "mask_svg": "<svg viewBox=\"0 0 264 264\" xmlns=\"http://www.w3.org/2000/svg\"><path fill=\"white\" fill-rule=\"evenodd\" d=\"M205 1H206V0H205ZM218 1L220 2V0H218ZM240 1H241V0H240ZM190 2H191V1H190ZM219 2H217L218 4H217V3H216V4L219 5ZM221 2H223V1L221 0ZM245 2H249V1H245ZM234 3H235V2H234ZM240 3H241V2H240ZM243 3H244V2L242 1V5H243ZM254 4H255V3H254ZM204 5H205V4H204ZM217 5H216L215 7L218 9ZM232 5L234 6V4H232ZM235 5H237V3H236ZM239 5H240V4H239ZM239 5H237V6H239ZM247 5H249V4H246V6H247ZM219 6H222V5H219ZM250 6H252V5H250ZM253 6H254V5H253ZM255 6H256V5H255ZM169 7H170V6H168V8H169ZM215 7L213 6V10H214ZM239 7H240V6H239ZM244 7H245V6H244ZM244 7L242 6L243 9H244ZM248 7H249V6H248ZM257 7H258V6H257ZM257 7H256V8H257ZM168 8H166V10H167ZM199 8H200V7H199ZM201 8H202V6H201ZM201 8H200V9H201ZM211 8H212V7H211ZM220 8H221V7H220ZM220 8H219V9H220ZM223 8H224V6H223ZM223 8H222V10H223ZM242 8H241V9H242ZM169 9H170V8H169ZM200 9H197V12H199ZM207 9H208V8H207ZM191 10H192V9H191ZM211 10H212V9H211ZM211 10H208V11H209V14H210V12L212 13L213 10H212V11H211ZM164 11H165V10H164ZM167 11H168V10H167ZM214 11H215V10H214ZM214 11H213V13H214ZM225 11H226V9H225ZM215 12H216V11H215ZM256 12H257V11H256ZM225 13H226V12H225ZM218 14H220V16L223 15V14L221 15V13H218ZM194 15H195V14H194ZM196 15H197V13H196ZM203 15H204V14H203ZM207 15H208V14H207ZM213 15H214V14H213ZM223 16H224V15H223ZM209 17H210V15L208 16V18H209ZM188 18H189V17H188ZM220 18H221V17H220ZM194 19H195V18H194ZM210 19L213 20L214 18L211 17ZM210 19H209V21H210ZM244 19H245V18H244ZM215 20H216V19H215ZM215 20H214L213 22H215ZM225 20H226V19H225ZM225 20L223 19V22H224ZM195 21H196V20H195ZM209 21H208V23L210 24L212 21H211V22H209ZM221 21H222V20H221ZM213 22H212V23H213ZM227 23L229 24V22H227ZM227 23H226V24H227ZM188 24H189V23H188ZM195 24H196V23H195ZM221 24H222V23H221ZM226 24H225V25L223 24V25L226 26V27H228ZM202 25H203V24H202ZM229 25H230V24H229ZM213 26H214V24H213ZM213 26H212V24H211V27H213ZM168 27H170V26H168ZM200 27H201V26H200ZM211 27H210V28H211ZM218 27H219V26H218ZM208 28H209V27H208ZM208 28H207V30H208ZM214 28H215V26L213 27V30H212V28H211V31H215ZM228 28H230V27H228ZM248 28H249V27H248ZM248 28H247V31H248ZM249 29H250V28H249ZM168 30H169V29H168ZM209 30H210V29H209ZM216 30H220V28H219V29L217 28ZM255 30H257V29H255ZM255 30L252 29V31H255ZM28 31H29V30H28ZM166 31H167V30H166ZM169 31L171 32V30H169ZM169 31H168V32H169ZM198 31H199V29H198ZM211 31H210V32L208 31V32L211 33ZM249 31L252 32L251 29H250ZM201 32H202V31H201ZM166 33H167V32H166ZM220 33H221V32H220ZM253 33H254V32H253ZM258 33H259V32L257 31V34H258ZM161 34H162V33H161ZM213 34H214V33H213ZM213 34H212V35H213ZM217 34H218V33H217ZM254 34H255V33H254ZM163 35H164V34H163ZM163 35H162V36L160 35L159 37L164 38ZM166 35H167V37H168V36H169V37H173V36L171 35V33H170V35H168V33H167ZM196 35H197V34H196ZM251 35H253V34H251ZM210 36H211V35L209 34V37H210ZM214 36L216 37V32H215V35H214ZM214 36H213L212 38H214ZM253 36H254V35H253ZM240 37L243 38V39L245 38V37H242L241 35H240ZM240 37H239V39H240ZM254 37H257V38H258L259 36H254ZM254 37H253V38H254ZM165 38H166V37H165ZM165 38H164V39H165ZM185 38H186V37H185ZM216 39H217V38H216ZM243 39H242V40H243ZM245 39H246V38H245ZM250 39L252 40V38H250ZM158 40H159V39H158ZM169 40H170V39H169ZM174 40H175V39H174ZM199 40H201V38H200ZM207 40H208V38H207ZM242 40H241V41H242ZM251 40H250V41H251ZM256 40H257V39L254 38V41H256ZM159 41H160V40H159ZM216 41H218V40H215V42H214V46H217V45H218V43H216ZM246 41H247V40H246ZM246 41H245V44H247V42H248V41H247V42H246ZM250 41H249V42H250ZM257 41H258V40H257ZM156 42H158V41H156ZM156 42H154V43L156 44ZM160 42H162V41H160ZM169 42H170V41H169ZM210 42H212V40H211ZM148 43H149V42H148ZM162 43H163V42H162ZM190 43L192 44V42H190ZM215 43H216L217 45H216ZM250 43H251V42H250ZM254 43H255V42H254ZM257 43L259 44V42H257ZM257 43H256V44H257ZM173 44H174V42H173ZM191 44H190V45H191ZM195 44H196V43H195ZM220 44H221V42H220ZM241 44H242V42H241ZM114 45L116 46L115 43H114ZM160 45H161V44H160ZM221 45H222V44H221ZM81 46H82V45H81ZM138 46H139V45H138ZM153 46H154V45H153ZM158 46H159V44L157 43V47H158ZM162 46H163V44H162L160 47H162ZM207 46H208V45H207ZM242 46H243V44H242ZM248 46H249V45H248ZM85 47H86V46H85ZM155 47H156V45H155ZM160 47H159V49H160ZM190 47H191V46H190ZM194 47H195V46H194ZM194 47H193V48H194ZM218 47H219V49L221 50L220 46H217V48H218ZM255 47H256V45L254 46V49H253V50H255ZM258 47H259V46H258ZM258 47L256 48V51H260V50H261V49L257 50ZM134 48H135V46H134ZM163 48H164V47H162L161 51L163 50ZM186 48H188V46H187ZM193 48L191 47L190 49H192V50H193L192 52L195 53L196 51H194ZM196 48H197V47H196ZM248 48H249V47H248ZM252 48H253V46H252ZM252 48H251V49H252ZM259 48H260V47H259ZM152 49H153V48H152ZM159 49H158V50H159ZM222 49H223V48H222ZM243 49H244V48H243ZM251 49H249V52H250ZM134 50H135V49H134ZM136 50H138V49H136ZM198 50H199V49H198ZM214 50H215V49H214ZM223 50H224V49H223ZM245 50H247V49H245ZM245 50H244V51H245ZM141 51H142V50H141ZM150 51H151V50H150ZM153 51H155V50H153ZM161 51H159V52H161ZM199 51H200V50H199ZM135 52H136V51H135ZM166 52H167V51H166ZM166 52H165V53H166ZM224 52L227 53L226 50H225ZM228 52H229V51H228ZM245 52H246V51H245ZM245 52H244V53H245ZM253 52H254V51H253ZM261 52H262V51H260V53H261ZM137 53H138V52H137ZM150 53H151V52H150ZM168 53H169V52H168ZM188 53H189V52H188ZM194 53H193V54H194ZM217 53H218V52H217ZM230 53H231V52H230ZM250 53H251V52H250ZM258 53H259V52H258ZM260 53L258 54V57H256V58H259V55L261 56L262 53H261V54H260ZM178 54H179V53H178ZM182 54H183V53H182ZM184 54H186V53H184ZM196 54H198V52H196ZM196 54H195L194 57L192 58L193 60H194V58L196 57ZM227 54H228V53H227ZM231 54H232V53H231ZM231 54H230V55H231ZM254 54H255V53H254ZM150 55H151V54H150ZM154 55H155V54H152V58L154 59L152 63L155 64V67L158 66V67H157V70H158V69H159V65H160V63L158 64V61H159V58H158V57H159V56L156 55V56H158V57H155ZM159 55L161 56L160 53H159ZM198 55H199V54H198ZM246 55H247V54H246ZM255 55H257V54H255ZM146 56H147V55H146ZM165 56H168V54L166 53ZM165 56H164V57H165ZM184 56H186V55H184ZM188 56H189V55H188ZM191 56H192V55H191ZM191 56H190V57H191ZM201 56H203V55L201 54ZM226 56H227V55H226ZM228 56H229V54H228ZM182 57H183V56H182ZM182 57H181V58H182ZM212 57H213V56H212ZM230 57H231V56H230ZM262 57H264V56H262ZM79 58H80V57H79ZM179 58H180V57H179ZM186 58H188V57H186ZM197 58H198V57H196V61H194L195 63L197 62ZM202 58H203V57H202ZM222 58H223V57H222ZM224 58H225V57H224ZM254 58H255V56H254ZM254 58H253V60H252V56H251V61H252V62H254V60H255ZM87 59H88V58H87ZM232 59H233V57H232ZM146 60H147V59H146ZM165 60H166V58H165ZM173 60H174V59H173ZM180 60H181V59H180ZM184 60H185V59H184ZM199 60L201 61V57H200ZM212 60L215 62V60H214L213 58H212ZM233 60H234V59H233ZM244 60H245V59H244ZM247 60H248V59H247ZM261 60H262V59H261ZM109 61H110V60H109ZM171 61H172V60H171ZM234 61H235V60H234ZM256 61H257V62H258V61L260 62L259 59H257ZM256 61H255V62H256ZM262 61H264V60H262ZM150 62H151V60H150V57H149V61H148V63H150ZM159 62H160V61H159ZM183 62H185V61H183ZM208 62H209V61H208ZM208 62H207V63H203V64H206V66L204 65V67H207ZM237 62L240 63L238 60H237ZM259 62L256 63L257 66H261V65H262V64L259 65V64H260ZM175 63L177 64V61H176V60H175ZM187 63H188V62H187ZM200 63H201V62H200ZM209 63H211V62H209ZM249 63H250V62H249ZM150 64H151V63H150ZM154 64H152V65H154ZM179 64L181 65L182 63H180V61H179ZM183 64H184V63H183ZM185 64H186V63H185ZM185 64L183 65L184 67H185ZM189 64H190V61H189ZM198 64H199V61H198ZM212 64H213V63H212ZM212 64H210V65H211L210 68H212L213 66H215L216 63H215L214 65H212ZM252 64H253V63H252ZM44 65H45V63H44ZM186 65H187V67H185V68H186L187 70H188V69L190 70L191 67L189 68V67H188V64H186ZM194 65H195V64H194ZM200 65H201V64H200ZM240 65L243 66L244 64L240 63ZM246 65H247V64H246ZM190 66H191V64H190ZM216 66H217V65H216ZM152 67H153V66H152ZM184 67H183V69H184ZM198 67H199V66H198ZM202 67H203V66H202ZM219 67H220V66H219ZM146 68L148 69L149 66H148V67L145 66V69H146ZM150 68H151V67H150ZM193 68H194V67H193ZM193 68H192V69H193ZM215 68H216V67H215ZM243 68H244V67H243ZM249 68H251V67H249ZM249 68H245V69L248 70ZM154 69H156V68H154ZM180 69H181V68H180ZM195 69H196V68H194L193 70H195ZM148 70H149V69H148ZM150 70H151V69H150ZM193 70H192V71H193ZM204 70H206V68H203V71H202V72L205 73ZM211 70H214V69H211ZM211 70H210V71H211ZM249 70H252V69H249ZM249 70H248V71H249ZM146 71H147V70H146ZM197 71H200V72H201V68L197 69ZM210 71L208 72V74L210 73ZM217 71H218V70H217ZM217 71H216V73H217ZM219 71H225V69H222V68H221V70H219ZM219 71H218V72H219ZM248 71H247V72H248ZM134 72H135V71H134ZM151 72H154V74H155L156 71H153V70H152ZM181 72H182V69H181ZM225 72H226V71H225ZM174 73H175V72H174ZM184 73H186V72H184ZM184 73H183V74H184ZM190 73H191V72H190ZM213 73H214V72H213ZM216 73H215L214 75H217V74H218L217 76H219V73H217V74H216ZM221 73L223 74L224 72H221ZM226 73H227V72H226ZM29 74H30V73H29ZM147 74H150V73H147ZM151 74H152V73H151ZM157 74H160V73H158V71H157ZM170 74H171V73H170ZM238 74H239V73H238ZM254 74H255V73L253 72V75H254ZM152 75H153V74H152ZM172 75H173V74H172ZM190 75H191V74H190ZM195 75H196V74H195ZM195 75H194V76H195ZM197 75H198V73H197ZM197 75H196V76H197ZM201 75H202V74H201ZM212 75H213V74H212ZM223 75H224V74H223ZM223 75H222V76H223ZM243 75H244V74H243ZM144 76H145V75H144ZM155 76H156V75H155ZM179 76H180V75H179ZM181 76H182V75H181ZM181 76H180V77H181ZM186 76H187V74H186ZM204 76H207L206 79L208 80V77L210 78L211 75L208 76V75L206 74V75H204ZM204 76H202V77H204ZM220 76H221V74H220ZM220 76H219V77H220ZM222 76H221V77H222ZM227 76H228V75H227ZM246 76H247V75H246ZM250 76H251V75H250ZM250 76H249V77H250ZM255 76H256V75H255ZM150 77H151V75H150ZM150 77H149V78H150ZM159 77H160V76H159ZM159 77L157 76V80H158ZM171 77H173V76H171ZM180 77H179V78H180ZM187 77H189V76H187ZM187 77H186V78H187ZM190 77H191V76H190ZM197 77H198V79H197V78H196V79H197V81H198V80L200 79L201 76H197ZM214 77H215V76H213L212 78L214 79ZM221 77H220L219 79H221ZM223 77H224V76H223ZM229 77H230V76H229ZM235 77H236L237 82H238L239 85H240V88H241L240 90H238V86H236V83L233 82V81H235L233 78H231V80L228 79V77H227V78H224V79H227V80H226V83L224 82L225 80H224V81H221V80H220L221 82H224V83H225V87H223V88H224V90L227 91V95H228V98H227V99H229V101H228L227 103H229V104H228V105L226 104V105H227V110H226V108H224V110L227 111V112L225 113V117L223 116V118H222V117L220 116V117L223 119V121H222V119H220V118L218 119V121L221 120V122H222L221 126H220V127L218 126L219 129L216 128V125H215V128L218 129L217 131H215V134L217 133V134H216L217 137L220 136V140H221V141H220L219 143H220V144L223 143V144H222V145L219 144V147H221V150L224 152V154H226L225 159H226V158H227V159H226V162H225V163L228 162L227 167H226V168H225V167L222 168L223 170H224V168H225V171H224V172H227V171H228V172L230 173V176H231V177H230L231 179L229 178V180L227 181L229 184H228V183H226V184L231 185L232 182H233L234 180H236V178H237V181H238V178L241 177L240 180H239L240 182L242 181L241 184H240L241 186H240V188H238V189H239V192H237L238 189L235 187V188L237 189L236 192L238 193V195H237L236 193H234V194L237 195V196H236V195L233 194V195H234V198H235V197L237 198L238 196H239V198H237V199H242V200H244V199L248 198V197H246L247 192H248V191H247L248 188H247V186H246V183H247V182H246L245 179H242V176H241V174H240L241 170L244 169V166H243L244 162H242L243 164L240 162V163L242 164L241 166L243 167V169H242L241 166H240V164H239V161H238V160H239V159H238V156L240 157V155L237 156V154H236V152H235V150H234V146H235L234 144H235V143L237 144V146H238V148H239V150H240V151H239V150H238V151L241 152V153H243V154L241 155L242 158H243V156H245V155L247 156V153H248V151H249V156H248V158H249V165H250V168H251V169H250V168H247L246 171H248V169H250V173H251V174H248V175H251V176L253 175V172H254L253 167H255V168H254L255 171L258 172L257 175H259V177H258V176H257V177L259 178V180H258V181H259V184L256 182L257 184L255 185V191H256V190H257V191L254 192V193H255V194H254V197L256 198L255 201H254V206H255V202H256V205H257V206L255 207V210H256V211L258 210V213H256V215L258 214V217H257V219H255L256 217L253 218V222H254V219H255V220H256V222L254 223V224H255V229H254V230H255V231H254V232H255V235H256V233H258V235H259V237L256 238V240L259 239V240H258L259 242L257 241V242H258L257 244H258L259 246H258L257 244L255 245V246L258 247V249H257V247H255V251H256V252L259 251V252H258V255H259V256L257 255V256H258V259H256V254H257V253L255 254V258H254V259H255V261L257 260V262H254V263H256V264H264V185L261 184V183L264 182V181L260 182V179H261V178H264V167L261 166L262 164L258 161L259 159L256 160V159L254 158V155H255V157H257V155H258V154L256 155L255 153H258V152H255V149H254L255 147H254L253 144H252L253 142H251V140L249 139V135H248L249 132L246 133V132H247V131L245 130V128H246V127H245V126H246L245 124H246V123L244 122V119H243V116H242L244 113H242V112L240 113V110L242 109V107H241V104H240L239 107H241V109L239 110V109H238V106H237V104H238L237 102H239V100H240L241 98H243V102H244V107H245V109L250 110L251 108H253L254 110H256V109L258 110V108H257V106H256L255 104H252V103H251V101H252L253 99L251 100V98H250V92H251L250 87H249L250 84H248V83L244 80V78H243L241 75H237V74L235 73ZM166 78H167V77H166ZM181 78H182V77H181ZM183 78H184V79H183ZM183 78H182L183 80L181 79V81H179V83L181 82V85H184V84H182L183 81H185L186 84L189 83V82H186V81H189L190 79H189V80H185V75H184ZM194 78H195V77H194ZM215 78H216V77H215ZM147 79H148V78H147ZM152 79H153V77H152ZM168 79H169V78H168ZM168 79H167V81H168ZM187 79H188V78H187ZM232 79H233V80H232ZM247 79H248V77H247ZM249 79L251 80L250 83H252V77L249 78ZM249 79H248V80H249ZM256 79H257V77H256ZM149 80H150V79H149ZM153 80H154V79H153ZM153 80H151V81H153ZM171 80H172V79H171ZM171 80H169L170 82L168 81V84L170 83V86H173V84L171 85ZM194 80H195V79H194ZM204 80H205V79H204ZM204 80L201 79V81H204ZM217 80H218V78H217ZM229 80H230V81H229ZM254 80H255V79H254ZM151 81H150V82H151ZM161 81H162V80H161ZM172 81H173V80H172ZM215 81H216V80H215ZM215 81H214V82H215ZM153 82H154V81H153ZM192 82H193V81H192ZM195 82H196V81H194V83H195ZM205 82H206V81H205ZM207 82H208V81H207ZM210 82H211V81H209V83H210ZM248 82H249V81H248ZM253 82H254V81H253ZM151 83H152V82H151ZM179 83H178V85L180 86ZM183 83H184V82H183ZM197 83H198V82H197ZM224 83H223V84H224ZM254 83H257V81L254 82ZM186 84H185V85H186ZM189 84H190V83H189ZM199 84H200V85H199ZM199 84H197V86H202V85H203L202 82H200ZM215 84H216V87H213L212 84L209 85V86H212V88H214L215 91H213V92L216 94V93H218V92L216 91V89H218V88H217V85L219 84V82L216 81ZM223 84L221 83V85L219 84L218 86H222ZM150 85H151V84H149V87H146V88H145V89H147L146 91H148V92H149V89H148V88L152 89ZM152 85H154V84H152ZM256 85H257V84H256ZM135 86H136V85H135ZM135 86H134V87H135ZM166 86H167V87H166ZM168 86H169V85H165V88L168 89ZM187 86H188V85H187ZM195 86H196V84H195V85L193 84L192 87L195 88ZM214 86H215V85H214ZM252 86L255 87L254 85H252ZM258 86H259V85H258ZM134 87H133V89H134ZM136 87H137V86H136ZM157 87H158V86H157ZM174 87H175V86H174ZM184 87H185V86H184ZM253 87H252V88H253ZM256 87H257V86H256ZM169 88H173V87H169ZM180 88H181V87H179V90H180ZM199 88H200V87H199ZM199 88H198V90H201V91H202V89H201V88L199 89ZM202 88H203V87H202ZM207 88H208V86L205 87V89H207ZM225 88H226V89H225ZM153 89H154V88H153ZM174 89H175V88H173V90H174ZM181 89H183V88H181ZM184 89H186V88H184ZM187 89H190V88L187 87ZM203 89H204V88H203ZM209 89H211V88H209ZM220 89H221V88H220ZM220 89H219V90H220ZM135 90H136V89H135ZM169 90L173 91L172 89H169ZM198 90H196V92H198ZM222 90H223V89H222ZM254 90H255V91H254V94L256 95L257 92H258L259 90L257 89V90H258L257 92H256V89H254ZM132 91H134V90H132ZM167 91H168V90H167ZM171 91L168 92V93H172ZM175 91H176V90H175ZM187 91H189V90H187ZM187 91L185 90L184 93H186ZM190 91H191V90H190ZM194 91H195V89H193V92H194ZM252 91H253V90H252ZM144 92H145V90H144ZM202 92H203V91H202ZM202 92H199V95H201ZM208 92H210V91H208ZM211 92H212V91H211ZM222 92H224V91H222ZM32 93H33V92H32ZM132 93L135 94V92H132ZM142 93H143V92H142ZM165 93H166V92H165ZM173 93H174V92H173ZM176 93H177V92H176ZM176 93H175V94H176ZM187 93H188V92H187ZM189 93H190V92H189ZM189 93H188V94H189ZM194 93H195V92H194ZM200 93H201V94H200ZM204 93L206 94V92H204ZM134 94H133V96H134ZM143 94H144V95H142V96H145V97H146V98L144 97L145 99H148L149 96H150V95H149L150 92H149L148 94H147L146 92L143 93ZM146 94H147V96L149 95L148 98H147ZM205 94H204V95H205ZM208 94H209V93H207L206 95L209 96L210 94H209V95H208ZM211 94H212V93H211ZM215 94H214V95H215ZM218 94H219V93H218ZM222 94H223V93H222ZM222 94H221V95H222ZM225 94H226V93H225ZM54 95H55V94H54ZM152 95H153V94H152ZM165 95H166V97H168V100H170L171 97H172L171 95H168V96H167V94H165ZM165 95H163V96H164V97H163L164 99L166 98ZM172 95H173V94H172ZM183 95H184V97L186 98L185 94H183ZM183 95H181V96H183ZM196 95H197L196 97H198V94H196ZM206 95H205V96H206ZM216 95H217V94H216ZM221 95H220V97H218V95H217V97L220 99V98L222 97ZM258 95H259V94H258ZM73 96H74V95H73ZM169 96H170V97H169ZM174 96H175V95H174ZM174 96H173V97H174ZM193 96H194V94H193ZM193 96H192L191 99L194 98V100H195L196 97H193ZM202 96H203V94H202ZM202 96H201V97H202ZM210 96H211V95H210ZM210 96H209V97H210ZM212 96H213V94H212ZM224 96H225V95H224ZM215 97H216V96H215ZM215 97H213V98H215ZM225 97H226V96H225ZM225 97H224V98H225ZM76 98H77V97H76ZM98 98H99V97H98ZM141 98H142V97H141ZM181 98H182V97H181ZM185 98L183 99V100H184L183 103L186 104L187 102L185 101ZM188 98H189V97H188ZM210 98H211V97H210ZM213 98H212V99H213ZM145 99L142 98V100H140V102L143 101V100H145ZM164 99L162 100V102H164ZM172 99H173V98H172ZM175 99H176V97H175ZM175 99L170 100V101L167 102V103H168V104L170 103V104H173V105H174L175 102H174V103H171V102L174 101ZM179 99H180V98H179ZM202 99H203V98H200V99L198 98L197 101L200 102L199 100H202ZM205 99H206V101H208L207 98H205ZM216 99H217V98H216ZM219 99L217 100V101H218V104H221V103H219V102L221 101V100H219ZM152 100H153V99H152ZM159 100H161V99H159ZM165 100L167 101V98H166ZM188 100H189V99H188ZM194 100H192V101H194ZM176 101H178V100H176ZM197 101H196V103H198ZM209 101H211V102L214 101V102L217 103V101H215V100H209ZM209 101H208V106H207V104L204 105V106H207V107L210 109L209 106L211 105V103L209 104ZM223 101H224V100H223ZM225 101H226V99H225ZM75 102H76V101H75ZM158 102H159V101H158ZM162 102H161V104H162ZM194 102H195V101H194ZM76 103H77V102H76ZM144 103H145V102H144ZM144 103H142V104L139 103V106H140V104L143 105ZM148 103H149V102H148ZM176 103H177V102H176ZM178 103H179V105L181 106V103H180V102H178ZM189 103H190V102H189ZM189 103H187L188 106H189ZM205 103H206V102H205ZM216 103H215V104H216ZM145 104H146V103H145ZM156 104H157V103H156ZM161 104H160V105H161ZM168 104H167V105H168ZM185 104H184V105H185ZM192 104L195 106V107L193 106L194 111H195V109H196V105H195V103H193V102H192ZM198 104H199V103H198ZM198 104H197V105H198ZM200 104H201V103H200ZM202 104H203V103H202ZM202 104H201V106H202ZM218 104H217V106H218ZM56 105H57V104H56ZM148 105H149V104H148ZM160 105H159V106H160ZM162 105H164V104H162ZM167 105H166V102H165V106H167ZM173 105H172V106H173ZM159 106H158V107H159ZM185 106H186V105H185ZM212 106H213V107H211V108H212V109H214V108L216 109V108H217L216 110H218V107H219V109L221 108L220 106L217 107L216 105H213V103H212ZM214 106H215V107H214ZM221 106H222V105H221ZM82 107H83V106H82ZM143 107H144V106H143ZM169 107H170V105H169ZM177 107H179V106H177V105L175 106V105H174L173 108H171V107H170V108L166 107V108H168V109H169V113H171L172 109L175 108V110H176ZM190 107H191V106H190ZM199 107H200V106H199ZM207 107H206V108H207ZM138 108H139V107H138ZM144 108H145V107H144ZM144 108L141 109V107H140L141 110H144V111H145ZM159 108H160V110L163 109L162 107H159ZM159 108H158V109H159ZM191 108H192V107H191ZM191 108H190V109H191ZM193 108H192V109H193ZM202 108H203V107H201L200 109H198V106H197L198 111H199V110H202ZM208 108H207V109H208ZM170 109H171V111H170ZM178 109H180V110L182 111V109H181L180 107H179ZM212 109H211V111H212ZM215 109H214V110H215ZM262 109H264V108H262ZM34 110H35V109H33L32 111H34ZM55 110H56V109H55ZM77 110H78V109H77ZM81 110H83V108H82ZM146 110H147V109H146ZM149 110H150V109H149ZM214 110H213V113H211L212 116L216 114V113L214 114ZM224 110H222V113H221V114H224ZM38 111H40V110H38ZM161 111H162V110H161ZM164 111H165V113L167 112L166 109H165ZM185 111H187V108H186ZM191 111H192V110H190V112H191ZM194 111H192V112L194 113ZM198 111L196 110V112H198ZM36 112H37V111H36ZM157 112H158V111H157ZM172 112H173V111H172ZM175 112H176V111H175ZM175 112H174V113H175ZM178 112H179V111H177L176 113L178 114ZM206 112H207V111H206ZM208 112H209V110H208ZM215 112H216V111H215ZM252 112H253V110H252ZM40 113H41V112H40ZM82 113H83V112H82ZM159 113H160V112H159ZM174 113H172V114L174 115ZM176 113H175V115H176ZM180 113H182L183 116L186 115V114L184 115V111H183V112H180ZM193 113H192V114H193ZM217 113H219V112H217ZM247 113H249V112H247ZM42 114H43V113H42ZM91 114H92V113H91ZM145 114H146V113H145ZM161 114H162V112H161ZM196 114H197V113H196ZM203 114H204V113H203ZM221 114H220V115H221ZM37 115H38V114H37ZM40 115H41V114H40ZM40 115H39V117H40ZM84 115H85V114H84ZM173 115H172V116H173ZM201 115H202V113L199 114V112H198V116L200 117ZM248 115H249V114H248ZM43 116H45V115H43ZM167 116H168L169 118H170V117L172 118V116H170V115H166V119H167V120L169 119ZM177 116H178V115H177ZM190 116L192 117L193 115H190ZM194 116H195V115H194ZM194 116H193V117H194ZM196 116H197V115H196ZM212 116H211V117H212ZM217 116H218V115H217ZM255 116H256V115H255ZM179 117H181V115H179L177 118H179ZM185 117H186V119H187L188 116H185ZM203 117H204V119H205V116H203ZM203 117L201 118V120L203 119ZM164 118H165V116H164ZM171 118H170V119H171ZM175 118H176V116H174L173 121H174ZM182 118H183V117H182ZM212 118H213V117H212ZM212 118H211V120H212ZM250 118H251V116H250ZM170 119H169V120H170ZM186 119H185V120H186ZM204 119H203V120H204ZM252 119H253V118H252ZM84 120H85V119H84ZM164 120H165V119H164ZM180 120L183 121L182 119H180ZM188 120H189V118H188ZM205 120H206V119H205ZM253 120H254V121H253V122H254V123H253V124H254V125H253V128H254V131H255L256 136L259 138V134H260V132H259V124L262 125V121L260 120V117H258V116H256L255 119H253ZM32 121H33V120H32ZM81 121H83V120H81ZM171 121H172V119H171ZM199 121H200V120H199ZM206 121H207V120H206ZM218 121H217V122H218ZM33 122H34V121H33ZM176 122H178V121H176ZM176 122H175V123H176ZM187 122H188L187 120H186V122L184 121L185 124H186ZM190 122H191V120H190ZM197 122H198V121H197ZM221 122L219 121V123H221ZM243 122H244V124H243ZM56 123H57V122H56ZM82 123H83V122H82ZM167 123H168V122H167ZM169 123H170V122H169ZM169 123H168V125H167V127H168L167 130H168L169 127H170V126H169ZM171 123H173V122H171ZM181 123H183V122H181ZM219 123H218V124H219ZM152 124H153V123H152ZM187 124L189 125V123H187ZM216 124H217V123H216ZM251 124H252V123H251ZM31 125H33V124H31ZM58 125H60V124H58ZM63 125H64V124H63ZM99 125H100V124H99ZM176 125H177V124H176ZM183 125H184V124H183ZM188 125H187V126H188ZM191 125H192V124H190L189 126H191ZM199 125L201 126V124H199ZM199 125H198L197 128H198V129H201V130L199 131V130H197V128H196V130H197V132H200V136H202V135H203V133L201 132V131H202V128H201ZM203 125H204V124H203ZM244 125H245V126H244ZM56 126H57V125H56ZM64 126H65V125H64ZM179 126L181 127L180 123H179ZM179 126H178V127L176 126L178 130H179ZM38 127H39V126H38ZM41 127H42V126H41ZM41 127H40V128H41ZM61 127H62V126H61ZM171 127H172V126H171ZM183 127H186V125H184ZM204 127L206 128L207 125L205 124ZM234 127L236 128L235 135H236V133H237V135H236L237 142H235V143L233 144V143H232V139H231V138H233V137H231L230 134L232 133V128H234ZM244 127H245V128H244ZM62 128H63V127H62ZM93 128H94V127H93ZM165 128H166V127H165ZM165 128L162 130L163 132H164ZM174 128H175V125H174ZM205 128H204V134L207 133V131H208V129L206 128L207 130H205ZM260 128H261V127H260ZM36 129H37V127H36ZM38 129H39V128H38ZM97 129H98V127L96 128V130H97ZM170 129H172V128H170ZM170 129H169V130H170ZM175 129H176V128H175ZM177 129H176V131H177ZM180 129H183V128L181 127ZM185 129H187V128H185ZM246 129H249V128H246ZM250 129H251V128H250ZM26 130H27V129H26ZM61 130H62V129H60V131H61ZM65 130H66V129H65ZM96 130L94 129V131H96ZM167 130H166V131H167ZM183 130H184V129H183ZM43 131H44V130H43ZM43 131H42V133H43ZM166 131H165V132H166ZM174 131H175V130H174ZM192 131H193V130H192ZM205 131H206V132H205ZM230 131H231V132H230ZM28 132H29V131H28ZM91 132H92V129H91ZM91 132H90V133H91ZM170 132H171L172 134H174V133H173V129H172V131H170ZM170 132H168V134H169ZM179 132H181V131H177V135H178V137H182V135L179 136V134H180ZM186 132H187V130H186ZM208 132H209V131H208ZM261 132H262V131H261ZM24 133H25V132H24ZM29 133H30V132H29ZM37 133H38V132H37ZM61 133H62V132H61ZM138 133H139V132H138ZM161 133H162V132H161ZM181 133H182V132H181ZM201 133H202V135H201ZM233 133H234V132H233ZM38 134H39V133H38ZM168 134L164 135V138H165V139H166L165 136H167ZM197 134H198V133H197ZM197 134H196V135L194 134V136H195V137H198ZM29 135L31 136V133H30ZM29 135H27V137H28ZM32 135H33V134H32ZM140 135H141V134L139 133V136H138L137 134H136L135 136H136V137L138 136V139H139ZM177 135H176V136H177ZM187 135H188V134H187ZM205 135H206L207 138H210V137H211L210 135L207 136L208 134H205ZM232 135H233V134H232ZM22 136H23V135H22ZM30 136H29V137H30ZM89 136H90V135H89ZM135 136L132 138L133 140L135 139ZM170 136L173 137V139H174L175 134H174V136H172V135H170ZM200 136H199V137H200ZM27 137H26V138H27ZM33 137H34V136H33ZM141 137H142V139H141ZM141 137H140V140H142V142L144 143V141H143V137H144V136H141ZM171 137L168 136V138L171 140V145H172V146H173V143L175 144V142H176V144H177V143H178L177 141H180V140L182 141L181 138H180V140H178L179 138H175L176 141H175V142H172L173 140H172ZM206 137H205V139L207 140ZM217 137H216V140H215L216 142H218V138H217ZM23 138H24V136H23ZM144 138H145V137H144ZM164 138H163V139H164ZM185 138H186V136H185ZM88 139H89V138H88ZM122 139H123V138H122ZM132 139H130V140H132ZM146 139H148V138H146ZM194 139H195V138H194ZM199 139H201V138H199ZM234 139H235V137H234ZM27 140H28V139H27ZM33 140H34V139H33ZM33 140H32V141H33ZM89 140H90V139H89ZM135 140H137V138H136ZM170 140H169V142H167V141H166V142L169 144V143H170ZM185 140H186V139H184V141H185ZM188 140H189V139H188ZM195 140H196V139H195ZM195 140H194V141H195ZM197 140H198V138H197ZM201 140H202V139H201ZM209 140H211V139H209ZM209 140H207V141H209ZM222 140H223V141H222ZM32 141H31V142H32ZM35 141H36V138H35ZM70 141H71V140H70ZM146 141H148V140H146ZM162 141H163V140H162ZM181 141H180V143H181ZM198 141H199V140H198ZM28 142H29V141H28ZM31 142H30V144H31ZM119 142H120V139H119ZM121 142H123V140H122ZM124 142H125V141H124ZM134 142H135V141H134ZM137 142H138V143H137ZM142 142H140V141H138V140L136 141V143H137L138 146H141L139 143H142ZM166 142H165V144H167ZM185 142H186V141H185ZM202 142L204 143V139H203V141L198 142V144H200V143L202 144ZM205 142H206V141H205ZM221 142H222V143H221ZM36 143H37V142H36ZM36 143H35V145H36ZM143 143H142V146H144ZM146 143H147V142H146ZM183 143H184V142L182 141V144H183ZM196 143H197V142H196ZM196 143H194V145H195ZM207 143H208V142H207ZM207 143H206V144H207ZM209 143H210V141H209ZM37 144H38V143H37ZM87 144H88V143H87ZM204 144H205V143H204ZM256 144H257V142H256ZM32 145H33V144H31V146H32ZM121 145H122V143H121ZM178 145H179V144L174 145V146H176V150H178V148H177V147H179ZM180 145H181V144H180ZM184 145H185V143H184ZM194 145H193V146H194ZM196 145H197V144H196ZM36 146H37V145H36ZM91 146H92V145H91ZM142 146L140 147L139 150L136 149V152H137V151H140V152H141V150L143 151V147H142ZM165 146H166V145H165ZM210 146H212V145L209 144V146H208V144H207L208 150H210V149H209V148H211ZM34 147H35V146H34ZM146 147H147V146H146ZM146 147H144V149H145ZM162 147H163V146H162ZM168 147H169V145L167 146V148H168ZM180 147H182V146H180ZM183 147H184V146H183ZM201 147L203 148L204 145L201 146ZM259 147H260V152L262 153V155H264V146H262L261 144H260V145L258 144V149H259ZM91 148H92V147H91ZM93 148H94V147H93ZM135 148H136V147H135ZM135 148H134V150H135ZM137 148H138V147H137ZM159 148H160V147H159ZM172 148H173V147H172ZM172 148L169 147L170 150H171ZM196 148L198 149V148H200V147L198 146V147H196ZM196 148H194V150L198 151ZM202 148H201V149H202ZM205 148H206V147H205ZM236 148H237V147H236ZM38 149H39V148H38ZM192 149H193V148H192ZM206 149H207V148H206ZM219 149H220V148H219ZM149 150H152V148L149 149ZM153 150H154V149H153ZM165 150H166V149H165ZM170 150H169V151H170ZM208 150H207V151H208ZM144 151H145V150H144ZM144 151L142 152V154H144ZM147 151H148V149H147ZM166 151H167V150H166ZM172 151H173V149H172ZM172 151L170 152L171 154L174 153V151H173V152H172ZM179 151L181 152L180 148H179ZM196 151H195L194 153L198 155V153H200V152L197 153ZM199 151H200V149H199ZM210 151H211V150H210ZM246 151H247V153H246ZM133 152L136 153L135 151H133ZM180 152H179V153H180ZM191 152H193V151H191ZM223 152H222V154H223ZM105 153H106V152H105ZM134 153H133V154H134ZM146 153H147V152H146ZM146 153H145V155H146ZM150 153H151V152H150ZM150 153H149V155H150ZM154 153H155V152H154ZM163 153L166 154L165 152H163ZM176 153H177V152L175 151V155H176V157L181 156L180 154H178V156H177ZM202 153H203V152L201 151V155H202ZM237 153H238V152H237ZM138 154L141 155V153H139V152H138ZM164 154H163V155H164ZM167 154H169V153H167ZM171 154H170V155H171ZM207 154H209V155H207V156H211V157H208V159H209V160L211 159L210 162L213 163L214 160L216 159V158L214 157L215 154L213 155V157H214L213 159H214V160L212 159V155H210V152H209V153L207 152ZM212 154H213V153H212ZM224 154H223V156H224ZM238 154H239V153H238ZM42 155H43V154H42ZM106 155H107V157H113V156H112L113 154L111 155V152H110V155H111V156H109V155H108V152H107L105 155H103V156H105V157H104V158H105V161L103 160L104 158H103V159L101 158L102 160H99V161H100V164L102 163L101 161L106 162V159H107L108 162L110 161V160H108V158L106 157ZM156 155H157V154H156ZM156 155H155V156H156ZM170 155H169V157H171ZM175 155L173 154V156H172L173 159H175V158H174ZM192 155H194V154H192ZM201 155L199 156V158H201ZM204 155H205V153H204ZM90 156H91V155H90ZM135 156H136V154L134 155V157H135ZM137 156H138V155H137ZM141 156H142V155H141ZM147 156H148V155H147ZM155 156H154V158L157 157V156H156V157H155ZM207 156H206V157H207ZM221 156H222V155H221ZM143 157L148 158V157H146V156H144V155H143ZM163 157H164V156H163ZM167 157H168V155H167ZM169 157H168V159H169ZM172 157H171V162H170V160H169L170 163H172V162L174 161V160L172 159ZM195 157H198V156H195ZM203 157H204V156H203ZM216 157H217V156H216ZM145 158H143V159H145ZM189 158H191V157H189ZM223 158H224V157H223ZM240 158H241V157H240ZM248 158H245V159L248 160ZM257 158H258V157H257ZM259 158H260V157H259ZM143 159H142V160H143ZM148 159H149V158H148ZM164 159H165V158H164ZM168 159H167V160H168ZM180 159H182V157H181ZM196 159H197V158H196ZM202 159H203V158H202ZM243 159H244V158H243ZM253 159H255L256 161H258L259 163H256V164H255V163L253 162V161H255V160H253ZM90 160H91V159H90ZM135 160H137L136 157H135ZM151 160H152V159H151ZM162 160H163V159H162ZM182 160H183V159H182ZM203 160H204V159H203ZM209 160H207V161L209 162ZM212 160H213V161H212ZM227 160H228V161H227ZM145 161H146V159H145ZM153 161H154V159H153ZM190 161H192V162L194 163L195 160L192 159V160H190ZM198 161H199V159H198ZM198 161H197V162H198ZM215 161H217V160H215ZM221 161H222V160H221ZM241 161H243V160L241 159ZM111 162H112V161H111ZM147 162H148V161H146L145 164H146ZM158 162H159V161H158ZM176 162H177V161H175L174 163L176 164ZM183 162H186V161L184 160ZM183 162H182V163H183ZM195 162H196V161H195ZM203 162H204V161H203ZM208 162H207L206 164H208ZM247 162H248V161H247ZM247 162H245V163H247ZM44 163H45V162H44ZM182 163H181V164H182ZM193 163H191L192 165H190V166H191V168H190L191 170L189 169L190 171H192V168H193V167H194L195 169L198 167V166L195 167V164H196V163H194V164H193ZM200 163L202 164L201 161H200ZM214 163H215V162H214ZM221 163H222V162H221ZM27 164H28V163H27ZM98 164H99V163H98ZM100 164H99L98 166H100ZM108 164H109V163H108ZM136 164L139 165V164L137 163V161H135L134 166H133L132 169H134V167L137 166ZM158 164H159V163H158ZM158 164H157V166H158ZM160 164H164V161H161ZM181 164H180V166H181ZM201 164H200V165H201ZM203 164H204V163H203ZM209 164H210V163H209ZM33 165H34V164H33ZM112 165H113V162H112ZM135 165H136V166H135ZM149 165H151V164H149ZM155 165H156V164H155ZM155 165H154V166H155ZM168 165H169V164H168ZM172 165H173V163H172ZM172 165H171V166H172ZM177 165H179V164H176V166H177ZM197 165H198V163H197ZM200 165H199V167H198L199 169L197 168V169H198V171H197L198 174H199V170L201 171V169H200L201 166H200ZM204 165H205V164H204ZM210 165H212V164H210ZM244 165H245V164H244ZM246 165H248V164H246ZM257 165H258V166H257ZM45 166H46V165H45ZM101 166L104 167L103 165H101ZM101 166H100V167H101ZM105 166H106V165H105ZM109 166H111V163L109 164ZM165 166H166V165H165ZM165 166L162 165L163 172L167 170V168H166ZM184 166H185V165L183 164L182 167L184 168ZM206 166H207V165H206ZM213 166H215V164H213ZM213 166H212V168H213L212 171H214V172H215V175H216V171L214 170V167H213ZM216 166H217V165H216ZM216 166H215V169L217 168ZM223 166H226V164L223 165ZM23 167H25V165H24ZM27 167H30V166H27ZM27 167H26V168H27ZM100 167H99V168H100ZM158 167H159V166H158ZM163 167H164V168H163ZM174 167H175V166H174ZM174 167H172V168H174ZM203 167H204V166H202V169H203ZM246 167H247V166H246ZM104 168H105V167H104ZM104 168H102L103 171L100 170L101 172H103V175H101V176H103V177L105 176V174H104V170H105L107 167H106L105 169H104ZM111 168H112V166H111ZM137 168L140 170L139 167H136L135 169H137ZM146 168H147V166H146ZM152 168H154V167H152ZM165 168H166V169H165ZM178 168H179V167H178ZM194 168H193V169H194ZM210 168H211V167H210ZM116 169H117V168H116ZM159 169H160V168H159ZM164 169H165V170H164ZM174 169H175V168H174ZM179 169H180V168H179ZM195 169L193 170L194 172L197 170V169H196V170H195ZM226 169H227V170H226ZM23 170H25V169L23 168ZM110 170H112V169H110ZM139 170H138V171H139ZM170 170H173V169L170 168L168 171L170 172ZM177 170H178V169H177ZM177 170H176V172L174 171V173H177ZM182 170H183V169H182ZM204 170H205V169H204ZM204 170H203V171H204ZM26 171H27V170H26ZM132 171H134V170H132ZM158 171H159V170H158ZM179 171H180V170H179ZM193 171H192V172H193ZM206 171H208V170H206ZM29 172H31V171H29ZM135 172H137V171L135 170V171L133 172V175H134V176H138V179H139V174H141V173H135ZM146 172H147V171H146ZM149 172H150V171H149ZM201 172H202V171H201ZM243 172H244V171H243ZM256 172L254 173L255 175L252 176V177H254L255 180L257 181V179H256ZM37 173H38V172H37ZM105 173H106V172H105ZM107 173H108V172H107ZM170 173H172V171H171ZM174 173H173V174H174ZM195 173H196V172H195ZM195 173H194V174H195ZM204 173H207V172L204 171ZM204 173H203V174H204ZM101 174H102V173H101ZM135 174H138V175H135ZM144 174H145V173H144ZM150 174H151V172H150ZM163 174L165 175V174H167V172H166V173H163ZM187 174H188V175H189V174L191 175V172H190V173L187 172ZM187 174H186L185 176L189 177L190 175L188 176ZM194 174L192 173L193 176H192V175H191V176H192V177H195V176L197 175V176L199 177L198 174H196V175H194ZM213 174H214V173H213ZM224 174H225V173H224ZM23 175H24V174H23ZM28 175H29V173H28ZM167 175H168V174H167ZM175 175H176V174H175ZM178 175H179V174H178ZM204 175H205V174H204ZM204 175H203V176H204ZM226 175H227V173H226ZM10 176H11V175H10ZM106 176H107V175H106ZM130 176H131V173H130ZM141 176H142V175H141ZM144 176H145V175H144ZM144 176H142V178H141L142 180H143V177H144ZM146 176H147V175H146ZM151 176L154 177L153 174H152ZM173 176H174V175H173ZM197 176H196V177H197ZM200 176H202V175H200ZM216 176H217V175H216ZM222 176H223V175H222ZM23 177L25 178L26 176H23ZM103 177H102V178H103ZM165 177H168V176H165ZM171 177H172V176H170L169 180H171ZM180 177H181V176L177 177V180H176V181H177V182H176L177 184L179 183L178 180L180 179ZM187 177H186L185 179H187ZM196 177L193 178V179H194L193 182H196V183H197V182H199L198 180H200L201 178L199 177V178H197V181H195V180H196ZM205 177H206V175H205ZM228 177H229V176H228ZM252 177H251V178H252ZM10 178H11V177H10ZM100 178H101V177H100ZM102 178H101V180H102ZM130 178H132V177H130ZM133 178H135V177H133ZM146 178H149V179H150L149 176L146 177ZM178 178H179V179H178ZM207 178H208V173H207ZM213 178H214V177H213ZM254 178H253V179H254ZM25 179H27V178H25ZM25 179H24V180H25ZM149 179H148V180H149ZM174 179H176V176H175ZM188 179H189V178H188ZM191 179H192V178H191ZM193 179H192V180H193ZM202 179H203V178H202ZM208 179H209V180L211 179V178H210V175H209V178H208ZM223 179H224V178H223ZM227 179H228V178H227ZM5 180H6V178H5ZM101 180L99 179L100 182H101ZM148 180H147V181H148ZM150 180H151V179H150ZM150 180H149V181H150ZM152 180H153V178H152ZM167 180H168V179H167ZM209 180L207 181V179L204 178V181H203V182L207 181V182H206V186H210V185H212V187H213L214 182H213V184H211V183L209 182ZM213 180H214V179H213ZM230 180H231V182H229ZM255 180H253V181H255ZM261 180H264V179H261ZM102 181H103V180H102ZM106 181H107V180H106ZM106 181H105V182H106ZM132 181H133V183H134V180H132ZM145 181H146V179H145ZM145 181H144V182H145ZM163 181H164V180H163ZM172 181H173V179H172ZM174 181H175V180H174ZM179 181H180V180H179ZM210 181L212 182V180H210ZM218 181H219V180H218ZM237 181H234V182L236 183ZM100 182H97V183L99 184ZM126 182L129 183V182H131V180H130V181H127V180H126ZM135 182H136V181H135ZM137 182H138V180H137ZM152 182H154V181H151V182H149V183H150L151 185H153L154 183H152ZM180 182H181V181H180ZM188 182H189V180H188ZM188 182H187V183H188ZM190 182H192V181H190ZM208 182H209V183H208ZM234 182H233V185H235ZM240 182H239V183H240ZM24 183H25V182H24ZM128 183H127V184L125 183L127 186H126V187L123 186L124 189H125V188L128 189V188L130 187V184H131V183H130L129 185H128ZM133 183H132V184H133ZM149 183H148V182H145V184L149 185L148 187H150V184H149ZM169 183H171V181H169ZM207 183H208V185H207ZM216 183H218V182H216ZM230 183H231V184H230ZM248 183H249V182H248ZM248 183H247V185H248ZM98 184H97L96 186H95V185H94V186L97 187ZM100 184H101V183H100ZM125 184H124V185H125ZM138 184H139V183H138ZM140 184H141V183H140ZM140 184H139V185H140ZM143 184H144V183H142L141 186L146 188L147 186H145V185L143 186ZM158 184H159V181H158ZM166 184H167V182H166ZM177 184H176V185H177ZM190 184H192V183H190ZM199 184H200V183H199ZM199 184H198V185L195 184V186H199ZM202 184H203V183L200 184L199 189H201V185H202ZM204 184H205V183H204ZM204 184H203V185H204ZM249 184H252V183H249ZM254 184H255V183H254ZM68 185H69V184H68ZM164 185H165V184H164ZM218 185H220V184L218 183ZM218 185H217V186H218ZM228 185H227V187H228ZM233 185H231V186L233 187ZM236 185H238V183H237ZM257 185H258V186H257ZM94 186H92V187L95 189ZM103 186H104V185L101 184V187L103 188L102 191L105 190V187H103ZM128 186H129V187H128ZM131 186H132V185H131ZM133 186H134V185H133ZM135 186H136V184H135ZM135 186H134V187H135ZM158 186H159V185H158ZM167 186H169V185H167ZM178 186H179V185H177L176 187L178 188ZM181 186H183V185H181ZM195 186H194V187H195ZM217 186H216V187H217ZM225 186H226V185H225ZM231 186H230V187H231ZM249 186H250V185H249ZM69 187H70V186H69ZM69 187H68V188H69ZM101 187H100V185L98 186L99 189H100ZM123 187H122V188H123ZM148 187H147V188H148ZM152 187H153V186H152ZM152 187H150V188L152 189ZM163 187L165 188V186H163ZM170 187H171V186H170ZM174 187H175V185H174ZM212 187L210 186L209 189L212 188ZM218 187H219V186H218ZM218 187H217V189H218ZM238 187H239V185H238ZM102 188H101V189H102ZM132 188H133V187H132ZM145 188H144V189H145ZM150 188H148V191L151 190ZM188 188H189V187H188ZM204 188H205V187H204ZM235 188H234V189H235ZM72 189H73V188H72ZM96 189H97V188H96ZM124 189H123V190H124ZM129 189H130V188H129ZM153 189H154V187H153ZM153 189H152V190H153ZM155 189H156V188H155ZM166 189H168V188H166ZM170 189H171V188H170ZM180 189H181V188H180ZM184 189H185V188H184ZM189 189H190V188H189ZM192 189H194V188H192ZM207 189H208V188H207ZM207 189H206V190H207ZM209 189H208V190H209ZM220 189H221V188H219L218 190H220ZM228 189H229V188H228ZM47 190H48V189H47ZM68 190H70L69 192H71L70 195H71V197H72V195H74L75 192H74V191H71V189H68ZM97 190H98V189H97ZM97 190H95L96 193H98ZM121 190H122V189H121ZM141 190H143V189L141 188ZM168 190H169V189H168ZM171 190H172V189H171ZM177 190H178V189H177ZM202 190H203V189H202ZM92 191H93V190H92ZM98 191H100V190H98ZM102 191H100L101 196H100V194L98 195V196H100V198H99V197H96L97 200L93 199V201H92L93 203H94V201H97V203H98L99 200H101V202L105 200L104 197H106V196H102V195L106 194V193H104L106 190H105L103 193H102ZM128 191H131V190H128ZM128 191L126 192V193H128V194H130V193L133 192V191H131V192H128ZM136 191H137V190H136ZM145 191H147V189L144 190V192H145ZM182 191H183V190H182ZM182 191H181V193H182ZM185 191H187V190H185ZM193 191H194V190H192V192H193ZM211 191H212V189H211ZM211 191H208V192L211 193ZM222 191H223V190H222ZM222 191L220 190V192H222ZM65 192H66V191H65ZM69 192H67V193L69 194ZM72 192H74V194H73ZM119 192H120V191H119ZM153 192H154V191H153ZM177 192H178V191H177ZM195 192H196V191H195ZM195 192H194V195H195ZM199 192L202 193L201 190H200ZM220 192H219L218 194H221ZM77 193H78V192H77ZM113 193H114V190H113ZM122 193H124V192L122 191ZM150 193H152V192H150ZM165 193H166V191L164 192V194H165ZM167 193H169V195H170V192H167ZM196 193H197V192H196ZM201 193H200L199 195H200V197L202 198L203 194L201 195ZM203 193H204V192H203ZM205 193H206V192H205ZM228 193H229V192H228ZM152 194H153V193H152ZM179 194H180V192H179ZM186 194H187V193H185V196L188 195V194H187V195H186ZM197 194H198V193H197ZM208 194H209V193H208ZM218 194H217V195L214 194V195L216 196V198H220L221 196H222V197L224 196V195L219 196ZM65 195H67V194H65ZM70 195H69V196L67 195V197L71 198ZM90 195H91V194H90ZM93 195H94V194H93ZM121 195H122V194H121ZM125 195H126V194H124V196H125ZM130 195H131V198H130L129 195H128V199L130 198L131 201H132V200H133V198H132V194H130ZM133 195H136V194H133ZM143 195H144V194H143ZM149 195L151 196V194H148V198H147V199L150 198ZM169 195H166V196L168 197ZM180 195H182V194H180ZM204 195H205V194H204ZM206 195H207V194H206ZM31 196H32V195H31ZM136 196H137V195H136ZM141 196H142V195H141ZM141 196L138 197V198H139V199H143ZM144 196H145V195H144ZM146 196H147V195H146ZM153 196H154V195H153ZM162 196H163V195H162ZM182 196H183V195H182ZM210 196H211V195H210ZM248 196H250V195H248ZM33 197H35V196H32V198H33ZM60 197H62V196H60ZM74 197L77 198V195H76V196L74 195ZM89 197H90V196H89ZM121 197H122V198H120V199L123 200V196H121ZM125 197L127 198V195H126ZM125 197H124V200H125ZM154 197H155V196H154ZM164 197H165V196H164ZM167 197H165V198H167ZM171 197H173V196H170V198H171ZM178 197H179V196H178ZM222 197H221V198H222ZM244 197H246V198H244ZM25 198H26V197H25ZM28 198H30V197H28ZM91 198H95V197H91ZM135 198H136V197H135ZM135 198H134V199H135ZM138 198H137V199H138ZM168 198H169V197H168ZM181 198H182V197H181ZM185 198H186V197H185ZM194 198H195V197H194ZM201 198H200V200H201ZM214 198H215V197H214ZM221 198H220V201L223 200V199H221ZM252 198H253V196H252ZM110 199H111V198H110ZM128 199H126L125 202H127ZM137 199H136V200H137ZM145 199H146V198H145ZM147 199H146V202H145V203H149V202H147ZM171 199H172V198H171ZM197 199H199V197L196 198V201H197ZM210 199H211V197H210ZM227 199H228V198H227ZM237 199H236V201H237ZM249 199H250V197H249ZM249 199H248V200H249ZM25 200H26V199H25ZM25 200H24V201H25ZM33 200H34V198H33ZM91 200H92V199H91ZM108 200H109V199H108ZM136 200H135V202H136ZM150 200H152V201L155 200V201H154L155 203L153 204V202H151ZM150 200H149V201H150L151 203H150V205L148 204V206H150L148 210H146V206H145V207H142V208H145L144 211L147 212L146 215L148 214V215L150 216L149 218L152 217V216L150 215V212L152 211V208L154 209V205H155V204H156V205L158 204V203H156V202L158 201V199H157V201H156V197H155L154 200H153V199H152V196H151ZM179 200H180V199H179ZM181 200H182V199H181ZM183 200H184V196H183ZM183 200H182V201H183ZM202 200H203V199H202ZM56 201H57V200H56ZM64 201H65V200H64ZM64 201H63V203H64ZM106 201H107V200H106ZM131 201H128V203L131 202ZM138 201H139V200H138ZM138 201H137V202H138ZM164 201H165V200H164ZM168 201L170 202V200H168ZM204 201H205V200H204ZM220 201L218 200V203H220ZM92 202H91V203H92ZM99 202H100V201H99ZM101 202L99 203L100 206H101ZM113 202H114V199H113ZM118 202H119V200H118ZM122 202H123V201H122ZM125 202H123V204H124ZM140 202H142V201H140ZM140 202H139V203H140ZM143 202H144V201H143ZM158 202H159V201H158ZM180 202H181V201H179V205H180ZM184 202H186V199L184 200ZM201 202H202V201H201ZM225 202H226V201H225ZM225 202H224V200H223L221 203H224L223 205H226L227 203L225 204ZM243 202H244L245 204H242ZM243 202H241L240 210H241V208H242V205H246V204H247L246 201H243ZM250 202H251V201H250ZM30 203H31V202H30ZM114 203H115V202H114ZM128 203H127L126 205H128ZM132 203L135 204L134 201H132ZM195 203H196V202H195ZM209 203H210V201H209ZM35 204H38V203H35ZM104 204H105V201H104ZM107 204H108V203H107ZM117 204H118V203H117ZM119 204H120V203H119ZM133 204H130V205L133 206ZM141 204H142V203H141ZM199 204H200V203H199ZM203 204L206 205V204H208V203L205 204V202H204ZM27 205H28V203H27ZM137 205H138V204H136V206H137ZM159 205L161 206V203H160ZM179 205H176V206L179 207ZM182 205H183V204H182ZM186 205H187V202H186ZM186 205H184V206H186ZM195 205H198V203L195 204ZM204 205H203V206H204ZM211 205L214 206L213 204H211ZM220 205L223 206L222 204H220ZM249 205L251 206L250 203H249ZM57 206H58V205H57ZM92 206L94 207V205H91V207H90L91 209H93ZM95 206H96V205H95ZM112 206H113V205H112ZM119 206H120V205H119ZM140 206H142V205H140ZM143 206H144V205H143ZM218 206H219V204H218ZM218 206H217V207H218ZM226 206H227V205H226ZM32 207H33V206H32ZM37 207H38V206H37ZM104 207H107V206L105 205ZM113 207H115V205H114ZM161 207H162V206H161ZM180 207H182L183 209H185V207H183V206H180ZM186 207H187V206H186ZM191 207H192V206H189V205H188V209H190ZM206 207H207V205H206ZM227 207H228V206H227ZM227 207H226V208H225V206H224V208H223V207H222V208L219 207L218 209H225V211L227 212V215H228V212L230 211V209L227 210ZM229 207H230V206H229ZM244 207H245V210H246V207H247V206H244ZM244 207H243V208H244ZM59 208H60V207H59ZM59 208H58V209H59ZM128 208H129V206H128ZM142 208H141V209H142ZM158 208H159V207L157 206V208H155L154 211H156V212L163 211V210H162L163 208H161V210L158 209ZM212 208H213V207H212ZM248 208H250V207H248ZM256 208H257V209H256ZM50 209H51V208H50ZM58 209H57V210H58ZM104 209H105V208H104ZM104 209L102 208V211H103ZM117 209H118V208H117ZM130 209H131V208H130ZM132 209H134V208L132 207ZM132 209H131V210H132ZM156 209H157V210H156ZM179 209H180V208H179ZM179 209H178V210H179ZM201 209H202V208H200V212L204 209V207H203L202 210H201ZM33 210H34V209H33ZM95 210H96V209H95ZM95 210H94V211H95ZM106 210H107V209H105L104 211H106ZM134 210H135V209H134ZM134 210H132V211H134ZM159 210H160V211H159ZM170 210H171V209H170ZM175 210H176V209H175ZM186 210H187V209H185V211H186ZM190 210H192V208H191ZM190 210H189V211H190ZM193 210H194V209H193ZM193 210H192V211H193ZM210 210H211V208H210ZM238 210H239V209H238ZM238 210H237V211H238ZM245 210L243 209V213H242V214H247V213H244ZM98 211H99V209H98ZM113 211H114V210H113ZM132 211H131V212H132ZM179 211H180V210H179ZM183 211H184V210H183ZM183 211H182V212H183ZM192 211L189 212L190 214L188 213L190 216H191ZM205 211H207V210H205ZM205 211H204L203 213L206 215ZM211 211H212V210H211ZM221 211H222V210H220V213L223 214V213H224V210H223L222 212H221ZM248 211H249V209H248ZM251 211H252V210H251ZM34 212H35V211H34ZM152 212H153V211H152ZM165 212H166V211H165ZM171 212H172V210H171ZM175 212H176V211H175ZM187 212H188V211H187ZM218 212H219V211H218ZM218 212H217V213H218ZM226 212H225V213H226ZM246 212H247V210H246ZM36 213H37V212H36ZM89 213H90V211H89ZM94 213H96V211H95ZM104 213H105V212H103V214H102L103 216H104ZM136 213H137V212H136ZM207 213H208V212H207ZM220 213H219V215H220ZM34 214H35V213H34ZM98 214H99V212H98ZM98 214H96V215H98ZM132 214H133V213H132ZM138 214H139V211H138ZM158 214H159V213H158ZM160 214L163 215V213H161V212H160ZM181 214H182V213H181ZM184 214L186 215V213L183 212V215H184ZM231 214H232V213L229 212V215H231ZM240 214H241V211H240ZM248 214L250 215V212H249ZM58 215H59V214H58ZM119 215H120V214H119ZM121 215H122V214H121ZM133 215H134V216H132V217H134V218H132V219H135V215H136L135 212H134ZM141 215H142V214H141ZM153 215H156V214L153 213ZM172 215H173V214H172ZM189 215H187V216H189ZM216 215H217V214H216ZM219 215H217L218 218H219ZM224 215H225V214H224ZM227 215H226V216H227ZM38 216H39V215H38ZM38 216H37V217H38ZM91 216H92V215H91ZM100 216H101V214H100ZM143 216H145V215H143ZM143 216H142V217H143ZM164 216H165V215H164ZM181 216H182V215H181ZM181 216H180V219L183 218V217H181ZM187 216L184 217V218H187ZM193 216L196 217L197 215L195 216V214H192L191 218H193ZM202 216H203V214H202ZM209 216H212V215H209ZM232 216H233V215H232ZM243 216H244V215H243ZM246 216H247V215H246ZM97 217H98V216H95V220H96V221L98 220ZM139 217H140V216H139ZM159 217H160V216H158L157 218H159ZM224 217H225V216H224ZM233 217H235V216H233ZM233 217L231 218L232 220H233ZM249 217H250V216H249ZM38 218H39V217H38ZM98 218H99V217H98ZM101 218H102V222H101V223L103 224L105 220L103 221V217H102V216H101ZM101 218H100V220H101ZM136 218H138V217H136ZM147 218H148V217H147ZM152 218H153V217H152ZM152 218H151V219H152ZM184 218H183V219H184ZM191 218L189 219L190 221L193 220V219H191ZM197 218H198V217H197ZM201 218H202V217H201ZM203 218L205 219V217H203ZM211 218H212V217H211ZM228 218H229V217H228ZM244 218H245V217H243V220H244ZM247 218H248V217H247ZM247 218H246V219H247ZM18 219H19V218H18ZM48 219H49V217H48ZM106 219H107V218H106ZM119 219H121V217H120ZM122 219H123V217H122ZM163 219H164V218H163ZM166 219H167V218H166ZM183 219H182V220H183ZM195 219H196V218H194V220H195ZM198 219H199V218H198ZM220 219H221V215H220V218L218 219V222H219V221L221 222ZM225 219H226V218H225ZM229 219H230V218H229ZM20 220H21V219H20ZM33 220H34V219H33ZM56 220H58V219H55V221H56ZM90 220H91V219H89L88 221H90ZM135 220H136V219H135ZM135 220H133V221L131 220V225L133 224V227L130 225V229H132V230L134 229L135 231H137V230L134 228V227H135V226H134V225H135V224H134ZM144 220H145V217H144ZM147 220H148V219H147ZM154 220H155V221H154ZM154 220H153V219L151 220V221H152V223H151L152 225H151V226L153 227L154 225H155V226L157 225V226H156V229H157L158 226L160 227L162 223H163V224L165 223L164 221H163L162 223H160L159 221H162V219L160 220V218H159V221H158L157 219H154ZM164 220H165V219H164ZM182 220H181V221H182ZM187 220H188V219H186V222H187V223H188V222L190 223V221H187ZM194 220H193V221H194ZM209 220H210V219H209ZM234 220H235V219H234ZM55 221H53V222H55ZM115 221H116V220H115ZM121 221H122V220H120V222H121ZM151 221H149V222H151ZM157 221L159 222L160 225H159V224H156ZM165 221H166V220H165ZM183 221H185V220H183ZM196 221H197V220H196ZM224 221H225V220H224ZM247 221H248V219H247ZM33 222H34V224H35V221H33ZM53 222H50V221H49V222H47V224L51 223V225H52ZM76 222H77V221H76ZM86 222H87V221H86ZM90 222H91V224H92V221H90ZM90 222H89V223L87 222L88 225H87V224H84L85 227H86V225L89 226ZM120 222H118V223H120ZM145 222H146V221H145ZM158 222H157V223H158ZM168 222H169V221H168ZM178 222H179V221H178ZM218 222H217V223H218ZM220 222H219V224H220ZM245 222H246V221H245ZM253 222H252V223H253ZM17 223H19V222L17 221ZM77 223H78V222H77ZM95 223L97 224V222H95ZM105 223H106V222H105ZM114 223H115V222H114ZM135 223H136V222H135ZM180 223H181V222H180ZM197 223H199V222H197ZM226 223H227V222H226ZM228 223L231 224V225L233 224V223H230V222H228ZM242 223H244V222H242ZM47 224H46V225H47ZM74 224H76V223H74ZM102 224H101V225H102ZM120 224H121V223H120ZM184 224H185V222H184ZM193 224H194V225H192V226H193L192 228L198 229V228L195 227L196 223L194 222ZM76 225H77V224H76ZM76 225H75V226H76ZM103 225H105V224H103ZM118 225H119V224H118ZM146 225H147V224H146ZM199 225H200V224H199ZM246 225H247V224H246ZM33 226H34V225H33ZM49 226H50V224H49ZM72 226L74 227V225H72ZM79 226H80V225H79ZM94 226H95V225H94ZM98 226H100V225H98ZM144 226H145V225H144ZM147 226H149V225H147ZM155 226H154V227H155ZM162 226L165 227L164 225H162ZM168 226H169V225H168ZM183 226H184V225H183ZM197 226H198V225H197ZM201 226H202V225H200V229H201L202 232H203V229H202L203 226H202V227H201ZM208 226H209V225H208ZM216 226H217V224H216ZM218 226H219V225H218ZM218 226H217V227H218ZM229 226H230V225H229ZM229 226L226 227V230L229 228ZM252 226H253V224H252ZM47 227H48V225H47ZM80 227H81V226H80ZM85 227L83 226V227L80 228V229H83V228H85ZM95 227H96V226H95ZM100 227H102V226H100ZM108 227H109V226H108ZM117 227H118V230H121V228L119 229L120 226H117ZM117 227H115V228H117ZM154 227H153L152 229H153V230H156V229H154ZM185 227H187V226H185ZM198 227H199V226H198ZM204 227H205V226H204ZM204 227H203V228H204ZM214 227H215V226H214ZM219 227H220V226H219ZM223 227H224V226H223ZM223 227H221V228L224 229ZM230 227H231V226H230ZM241 227H243V224H242ZM33 228H34V227H33ZM71 228H72V227H71ZM89 228H90V227H89ZM115 228H114V229H115ZM148 228H149V227H148ZM150 228H151V227H150ZM150 228H149V229H150ZM253 228H254V227H253ZM87 229H88V227H87ZM94 229H95V228H94ZM102 229H103V228H102ZM102 229H101V232L103 231ZM107 229H108V228H107ZM152 229H150V231H148V232H151ZM161 229H162V228L160 227L159 230H161ZM200 229H198V230H196V231L199 232ZM216 229H217V228H216ZM218 229H219V228H218ZM232 229H233V227H232L230 230L228 229L227 231L229 232V231H231ZM244 229H245V228L243 227V230H244ZM70 230H71V229H70ZM88 230H89V229H88ZM88 230H87V231H88ZM99 230H100V229H99ZM132 230H131V232H132ZM145 230H147V228H146ZM145 230H144V231H145ZM153 230H152V231H153ZM201 230H200V232H201ZM219 230H220V229H219ZM243 230H242V228H241L240 234L242 233ZM35 231H36V230H35ZM73 231H74V229H73ZM90 231H91V228H90L89 232H90ZM121 231H122V230H121ZM135 231L133 232V233H134L133 236H136V232H135ZM168 231H169V230H168ZM204 231H205V230H204ZM216 231H217V230H216ZM216 231H215V232H216ZM60 232H61V231H60ZM76 232H77V230H76ZM76 232H75V235H74V236H76V235H77V236L74 237V239L71 238V241L69 240V241H70V243H69L70 245H68V242H69V241H68V242L66 241V242H64V243H65L64 245L62 244V246H61V244H60V247L56 246L57 248L55 247L56 249H55L54 251H51V252H52L51 254L47 253V255L49 254L48 257H47L46 255H44V256H46V258L43 256V257H44L43 264H85V263L87 264L86 260H87L88 256L90 257L91 253L93 254L92 251L95 250V248L93 249V247H94L93 245H96V244H93V243H92V242H94V240H93L94 237L90 235L92 232H90V233L88 232L89 234H87V232H86V234H85V233H84L85 231H84V232L82 231L83 234H81V231L78 230V232H79L80 234H79L78 232H77V233H78L79 235L76 234ZM97 232H98V230H97ZM117 232H120V231H117ZM131 232H130V234H132ZM154 232H155V231H154ZM154 232H153V233L151 232V233L154 234ZM156 232L159 233L158 229H157ZM156 232H155V233H156ZM179 232H180V231H179ZM190 232H191V229H190ZM200 232H199L198 234H200ZM202 232H201V233H202ZM217 232H218V233L214 235L215 237H216V236L219 237V235H220V234H219L220 231H217ZM223 232H224V230H223ZM223 232H222V234H223ZM231 232H232V231H231ZM231 232H230V233H231ZM244 232H245V231H244ZM252 232H253V231H252ZM254 232H253V233H254ZM67 233H68V231L66 232V234H67ZM69 233H70V231H69ZM98 233H99V232H98ZM102 233H103V232H102ZM187 233H188V232L186 231L185 234H187ZM193 233H195V232H194V229H192V234H193ZM220 233H221V232H220ZM230 233H228V234H229L228 236L231 237ZM30 234L32 235V233H30ZM93 234H94V232H93ZM93 234H92V235H93ZM106 234H107V233H106ZM144 234H146L145 236L148 238V236H147L148 233H144ZM195 234H197V232H196ZM202 234H203V233H202ZM202 234H200L201 237H202ZM224 234H225V233H224ZM231 234H232V233H231ZM242 234H244V233H242ZM242 234H241V235H242ZM70 235H71V234H70ZM100 235H101V234H100ZM100 235H99V236H100ZM102 235H103V234H102ZM122 235H124V231H123V234H122ZM125 235H126V234H125ZM125 235H124V236H125ZM127 235H128V233H127ZM159 235H160V234H159ZM200 235H199V236H200ZM255 235L252 234V238H253V236H255ZM258 235H256V236H258ZM66 236H69V235H66ZM66 236L64 237L65 239L67 238ZM111 236H112V234H111ZM116 236H117V234H116ZM129 236H131V235H129ZM129 236H126V237H129ZM150 236L153 237V235H150ZM156 236H157V234L155 235V237H156ZM162 236H166V235H165V232H163ZM191 236H192V235H191ZM191 236H189V237H191ZM196 236H197V235H196ZM208 236H209V235H208ZM62 237H63V236H62ZM62 237H61L60 239H62ZM100 237H101V236H100ZM100 237H99V239H100ZM105 237H106V236H105ZM117 237H118V236H117ZM120 237H121V236H120ZM122 237H123V236H122ZM126 237H123V238H124V240L126 241V242H124V243L127 244L128 241L130 242L131 239L127 241V239H129V238L126 239ZM136 237H139V235L136 236ZM136 237H135V238H136ZM146 237L143 236V239H145ZM152 237L150 238V240H148V242H150V245H152V244H151ZM159 237H161V235H160ZM201 237H198V238L201 239V240L203 241V238L206 237V234H205V236H204L203 238H201ZM218 237H217V238H218ZM221 237H223V236L221 235ZM106 238H107V237H106ZM106 238H105V239H106ZM130 238H131V237H130ZM132 238L134 239V237H132ZM163 238H164V237H163ZM163 238H161V239H163ZM192 238H193V240H191ZM194 238H195V235H194V237L192 236V237L189 238V239H190L191 241L195 242V241H194ZM217 238H216V239H217ZM223 238H224V237H223ZM228 238H229V237H228ZM133 239H132V241H134V240H138V238H136V239H134V240H133ZM157 239H158V237H157ZM157 239H156V242H158ZM161 239H160V240H161ZM219 239H220V238H219ZM219 239H217V240H219ZM103 240H104V238H103ZM122 240H123V239H122ZM145 240H147V239H145ZM158 240H159V239H158ZM163 240L167 242V240H165V238H164ZM163 240H162L161 242H164ZM179 240H180V239H179ZM183 240H185L184 236H183L182 241H183ZM195 240H197V238H195ZM229 240H230V239H229ZM59 241H60V240H59ZM116 241H118V238H117V240H115V243H114L115 246H117V245H116ZM199 241H200V240H199ZM202 241H200V242L202 243ZM226 241H228V240H226ZM48 242H52L53 245H56V244L58 243V239H51V238H49V239H48ZM96 242H97V240H96ZM109 242H110V241L107 240V239L104 240V241L102 242V243H103V248H104V250H106V251L112 253V248H111V245L109 244ZM134 242H135V241H134ZM154 242H155V241H154ZM156 242H155V244H158L160 241H159L158 243H156ZM171 242H172V241H171ZM217 242H218V241H217ZM220 242H221V240L219 241V243H220ZM229 242H230V243H229ZM229 242H226L225 246H227V243H229V244H228V247H229V245L233 243V242H231V241H229ZM35 243H36V242H35ZM41 243H42V242H41ZM46 243H47V242H46ZM124 243H122V244L124 245ZM131 243H132V242H131ZM143 243H144V242H142V245H143ZM152 243H153V241H152ZM167 243H168V242H167ZM181 243H183V242H181ZM189 243L193 244L192 247L194 248V247H195L194 245H195L197 242H195V244H194V243H192V242L189 241ZM203 243H204V242H203ZM213 243H214V242H213ZM47 244H48V243H47ZM47 244H46L45 246H47ZM122 244H121V246H123ZM135 244L137 245V242H136ZM148 244H149V243H148ZM160 244H162V243H160ZM164 244H165V246H168V247L170 246V244H169V245H167L166 243H164ZM199 244H200V243H199ZM217 244H218V243H217ZM223 244H224V242H223ZM17 245H18V243H17ZM17 245H16V246H17ZM37 245H38V244H37ZM132 245H133V246H132ZM136 245H135V246H136ZM144 245H145V244H144ZM153 245H154V243H153ZM153 245H152V246H153ZM188 245L191 246V245L188 244V242H187V246H188ZM203 245H205V244H203ZM203 245L201 244L202 248H203L204 251H205V249H206V245H205V247H203ZM213 245L215 246V244H213ZM16 246H15V248H16ZM41 246H42V245H41ZM98 246H99V245H98ZM125 246H127V245H125ZM128 246H129V244H128ZM130 246H131L133 249H134V247H135V246H134V243L131 244ZM138 246H139V245H138ZM138 246H137V247H138ZM146 246H148V245L146 244ZM157 246H158V245H157ZM159 246H160V245H159ZM163 246H164V245H163ZM165 246H164V247H165ZM177 246H178V245H177ZM197 246H198V245H197ZM197 246H196V247H197ZM216 246H217V245H216ZM218 246H219V245H218ZM218 246H217V247H218ZM233 246H235V244H234V245L232 244V247H231L232 250H234V247H233ZM21 247H22V246H21ZM36 247H37V246H36ZM43 247H44V246H43ZM53 247H54V246H53ZM113 247H114V246H113ZM144 247H145V246H144ZM155 247H156V246L151 247V248L154 249ZM164 247H163V248H164ZM182 247H183V245H182ZM196 247L193 249V252H191L192 255L189 253V254L191 255L192 262H193L194 258H195L196 260H197V258H198V257H197V258L195 257V255H197V254L194 253V252L197 250ZM212 247H213V246H212ZM96 248H97V247H96ZM115 248H116V247H115ZM123 248H124V247H122V249H123ZM132 248L129 249V251H130V250L132 251ZM149 248H150V247H149ZM151 248H150V249H151ZM183 248H184V247H183ZM186 248L188 249L189 247H186ZM200 248H201V247H200ZM202 248L200 249V250H201L200 252H202ZM49 249H50V248H49ZM119 249H120V248H119ZM137 249H138V248H137ZM153 249H152V250H153ZM161 249H162V248H161ZM166 249H167V247H166ZM166 249H165V250H166ZM184 249H185V248H184ZM191 249H192V248L190 247V249H188V250H191ZM226 249H228V248L225 247V249H223V250H226ZM256 249H257L258 251H257ZM42 250H43V249H42ZM47 250H48V249H47ZM142 250H143V249H141V251H142ZM152 250H148V252H149V251L151 252ZM154 250H155V249H154ZM154 250H153V252H154ZM158 250H160V247H158ZM167 250H170V248H168ZM188 250H186V251H188ZM194 250H195V251H194ZM208 250H209V249H207V253L209 252ZM229 250H230V248H229ZM37 251H38V250H37ZM39 251H40V250H39ZM95 251H97V249H96ZM102 251H103V249H102ZM106 251H105V252H106ZM115 251H117V250L115 249ZM135 251H136V250L132 251V252H134L133 254H136ZM144 251H145V250H144ZM160 251H161V250H160ZM160 251H159V252H160ZM170 251H171V250H170ZM204 251L201 253L202 255H203V253H205ZM210 251H212V250H210ZM227 251H228V250H226L225 253H226ZM30 252H31V251H30ZM34 252H35V251H34ZM105 252H104V253H105ZM117 252H118V251H117ZM120 252H122V250H120ZM125 252H126V251H125ZM125 252L123 253V255L125 254ZM153 252H152V253H149V255L151 256V255L153 254V256H154V253L156 254V252H154V253H153ZM157 252H158V251H157ZM159 252H158V253H159ZM161 252H163V251H161ZM161 252H160V253H161ZM168 252H169V251H168ZM168 252H167V253H168ZM223 252H224V251H223ZM223 252H222V253H223ZM231 252H232V251H231ZM235 252H236V251H235ZM44 253H45V252H44ZM97 253H98V251H97ZM101 253H102V252H101ZM114 253H115V252H114ZM130 253H131V252H130ZM140 253H141V252H140ZM142 253H143V255L148 254V253H146V252H145V254H144L143 251H142ZM142 253H141V254H142ZM171 253H172V252H171ZM182 253H183V252H182ZM198 253H199V251H198ZM216 253H217V252H216ZM233 253H234V252H233ZM34 254H35V253H34ZM39 254H40V253H38V255H39ZM118 254H119V252H118ZM161 254H162V253H161ZM161 254L156 255L155 258H157V256H158V258H157V261H158V262H156V264H157V263L160 264L159 260L161 261V260H163L164 257H167V255L165 256L164 253H163L164 257L162 258V257H161V256H162ZM193 254H195V255H193ZM214 254H215V253H214ZM227 254H230V257H232V256H231L232 253H229V251H228V253L225 254L226 257L228 258L229 256H227ZM28 255H30V254L28 253ZM123 255H122V256H123ZM130 255H131V254H130ZM130 255L128 254V256H130ZM143 255H142V257H143ZM168 255H169V254H168ZM170 255H171L172 258L174 259L173 255H172V254H170ZM202 255H201V256H202ZM204 255H206V254H204ZM209 255H210V254L208 253V256H209ZM216 255H217V254H216ZM239 255H240V254H239ZM32 256H33V255H32ZM91 256H92V255H91ZM93 256H95V255H93ZM96 256H97V254H96ZM114 256H115V255H114ZM114 256H113V257L111 256V257H112V258H115L116 256H115V257H114ZM134 256H135V255H134ZM134 256H132V257H134ZM138 256H139V254H138ZM146 256H147V255H146ZM150 256H148V257H150ZM171 256H170L169 258L172 260ZM211 256H212V255H211ZM222 256H223V255H222ZM240 256H241V255H240ZM29 257H30V256H29ZM117 257H118V256H117ZM151 257H152V256H151ZM159 257H161L162 259H160ZM193 257H194V258H193ZM199 257H200V255H199ZM203 257H204V256H203ZM209 257H210V256H209ZM209 257H208V258H209ZM212 257H213V256H212ZM226 257H225V258H226ZM237 257H238V256H237ZM30 258H31V257H30ZM33 258H34V257H33ZM33 258H32V259H33ZM37 258H39V257L37 256ZM90 258H91V257H90ZM90 258H88V259H90ZM112 258H110V259H112ZM119 258H120V257H118V259H119ZM127 258H128V257H127ZM129 258H130V257H129ZM129 258H128V260H129ZM134 258H135V257H134ZM152 258H154V257H152ZM152 258H151V259H152ZM167 258H168V257H167ZM167 258H166V259H167ZM175 258H177V257L175 256ZM239 258H240V257H238V261H240ZM27 259H28V258H27ZM40 259H42V258L40 257ZM94 259H96V257H94ZM94 259L92 258L93 262L95 263ZM110 259H109V261H110L109 264H113V262H111V261H115V260H114V259H113V260H110ZM115 259H116V258H115ZM132 259H133V258H132ZM138 259H139V260L141 259L140 261L143 260L141 257L138 258ZM145 259H147V257H146V258L144 257V261H142L143 263H141V262H137V264H138V263L144 264V262H146ZM148 259H149V258H148ZM151 259H149V261H150ZM158 259H159V260H158ZM166 259H165V260H166ZM170 259H168V261H169ZM201 259H203V258H201ZM35 260H37V259L35 258ZM133 260H134V259H133ZM152 260H153V259H152ZM171 260H170L169 263L172 264ZM196 260L194 261V263L196 262ZM206 260H208V259L205 258L204 261H203V260L200 261V262H201L200 264H202V262L204 263ZM211 260H212V258H211ZM213 260H214V259H213ZM213 260H212V261H213ZM220 260H221V257H220ZM228 260H230V259H228ZM32 261H33V260H32ZM89 261H91V260H88V264H89ZM119 261H120V260H119ZM147 261H148V260H147ZM149 261H148V263H149ZM155 261H156V260H155ZM163 261H164V260H163ZM163 261H161V263H162V264H166V263H164L165 261H164V262H163ZM174 261H175V260H174ZM174 261H173V262H174ZM190 261H191V260H190ZM208 261H210V259H209ZM214 261H215V260H214ZM238 261H237V263H238ZM91 262H92V261H91ZM97 262H98V261H97ZM126 262H127V261H126ZM175 262H177V261H175ZM175 262H174L173 264H175ZM192 262L189 263V264H193ZM218 262H219V261H218ZM229 262H230V261H229ZM232 262H236V260H235V261H232ZM240 262H241V261H240ZM240 262H239V264H242V263H240ZM114 263L116 264V262H114ZM117 263L120 264L121 262H118V260H117ZM146 263H147V262H146ZM154 263H155V262H154ZM167 263H168V262H167ZM169 263H168V264H169ZM205 263H206V262H205ZM36 264H38V263H36ZM39 264H42V261H41V263L39 262ZM95 264H96V263H95ZM126 264H127V263H126ZM133 264H134V263H133ZM135 264H136V263H135ZM151 264H153V261H152ZM178 264H180V263H178ZM207 264H209V263H207ZM226 264H227V262H226ZM228 264H229V263H228ZM248 264H251V262L248 263Z\"/></svg>",
  "mask_w": 264,
  "mask_h": 264
}]
</instances>
